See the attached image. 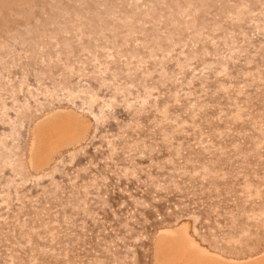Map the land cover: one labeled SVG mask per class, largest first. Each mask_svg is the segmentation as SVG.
<instances>
[{"label": "rangeland", "instance_id": "rangeland-1", "mask_svg": "<svg viewBox=\"0 0 264 264\" xmlns=\"http://www.w3.org/2000/svg\"><path fill=\"white\" fill-rule=\"evenodd\" d=\"M13 2L12 4H15L16 2H18L17 0H11V1H9V0H0V2H2V3H5V2ZM21 0H19V2H20ZM30 1H32V2H30ZM129 1V2H128ZM134 1V2H133ZM148 0H52V2L50 1V0H23V2L21 3V5L23 4L24 5V7H23V5L21 6L24 10H25V15H26V12H28V10H32V8L34 9V6L35 5H33V4H35L36 2H43V3H48V2H50V3H48L47 4V6H49V7H47V9L46 10H48V11H46V10H44V9H42L41 11H37V12H39V14H37V18H39L38 20H35V21H32L31 23H30V21H28V20H26L27 19V17H25V15H23V14H21L22 15V17H20V18H17V20H18V27L16 28L18 31H16V29H3V30H0V56H1V52H3L4 53V55H3V53H2V58H0V65L2 66V71H1V73H0V77H3V78H1V81H0V85H2V86H0V107L2 108H0V115L2 116H0V118L1 119H5L6 117H8V112H10V113H12V114H14L15 116H16V114L15 113H17V115H24V114H29V113H32L33 112V108H34V111H36L37 109H39L40 107H42V105H44L46 102H48L49 101V99L51 98V97H53L54 99H66V100H70L69 102H71V103H77V104H82L83 102V104H85L86 102L85 101H83V96H85V94H87L88 95V93H90L89 94V97H87V96H85V98L87 97L88 99V101L91 103H86V104H88L90 107H88L89 109L88 110H85V108L87 107V105H83V106H85V108L82 106V107H80V108H83L86 112L88 111L89 112V114L91 113V114H93V115H91L90 114V116L91 117H94L93 119H95V122H96V126H100L101 127V125H102V127L103 126H105L106 124H107V122L109 121H107V119H106V116H107V113H106V106L107 107H109V108H111V109H113V111L115 112V111H119V110H121V112H127V114L129 113V115L130 114H132L131 115V117L133 118L134 116H136V117H134V119H133V122H134V120H135V123H134V126H138L137 128L135 127V132H138V131H140V130H142L143 128V126H144V124L145 123H140L139 121H137V119L138 118H144L145 116H148V114H147V112H148V110L146 109V108H144L143 106H140V104H138V106L136 105V104H134L133 103V101H134V98L135 97H139V96H141V94H144V97H146V96H148V95H150V93L152 94V92H154V90H155V88L151 85V82L152 81H157V83L158 84H160L161 86H172L173 87V89H174V92L176 93V95L179 93V95L180 96H177L176 97V95H175V93L172 95V96H170L169 98L167 97V99H165L164 100V102H163V104H161V105H159V107L158 106H156V109L157 110H155L154 109V111L152 112V114L151 115H149L148 117H147V125L149 126V128H152V130H154V131H156V132H162V130L163 131H165V125H167L166 123L167 122H169V119H168V117H167V119H168V121H167V119H166V117H165V115H164V111L166 112L165 114L167 115L168 114V112L170 111L171 112V114H172V110L174 109V108H178V107H181V106H183L184 105V108L182 107V110L181 111H178L179 113H181V114H178V112H176L177 113V115H175L176 113H174V116H173V120H172V124H171V129H172V133H171V135H166L165 134V136H162L163 138H165L166 139V141H165V139H161V138H159V143H161V142H163V145H165V152L168 150V149H173V146L174 145H176V142H175V140L177 141V140H182V137H181V135H183L184 137H186V138H184L183 140H185L186 141V139H187V137H189L187 140H190L191 138H194V137H196V138H198V140H197V142L196 141H194L193 143H192V145H193V149H194V151L196 150V149H198V150H196V151H199L200 152V150L199 149H201V151L203 150V149H205L206 150V152H208V151H210L211 150V147H212V149H213V147L215 148V144H216V142H220V143H223L224 141H223V139H224V136H222V133H227V134H230V136H232V134L233 135H235L236 134V132H237V129H239V124H241L240 126H241V128L244 126L245 127V124L248 122V116L247 117H245V119L243 118V113L245 114V111H246V109H245V106H244V104H243V102L241 101H239L241 98H243V95H245L247 92V87L248 86H251V84H254L253 86H255L256 87V85L255 84H257V83H259L260 82V84H257L258 86L256 87V88H259V87H261L263 84H264V66H263V63L261 64V65H259V68L257 69L256 68V70H254L255 68H252V66L248 63V62H246L245 64H244V68L242 69V70H244V72L243 71H240V73H242V74H236V78L234 77L235 75H234V73L232 74V66H236V65H238V63H240L241 62V59H243L244 58V60H246V59H249L250 58V60H251V57L250 56H247L248 55V52L252 49V48H249V46L250 45H253V41H250V40H252V39H248V40H246V39H243L244 37L243 36H245L246 38H247V31L250 29V27H252V26H257L258 25V22H259V20L261 19V17L262 16H264L263 15V13H264V0H211V1H209V2H207L206 0H199V1H197L198 3H206L207 2V4H204L205 6H207L208 8L209 7H211V8H213V9H216V11H214V12H209V13H207L205 16H203L202 17V20H200V25H199V23L198 24H195V22L193 21V18H194V16H196L197 15V8H194V9H192V10H190L189 11V9H190V7L192 6L191 5V2L190 1H188V0H185V2H184V0H179V1H177V2H175V3H173L172 4V6L171 7H173L174 6V10H172L173 12H172V14L170 13V12H164L163 10V12L162 11H160L159 9H161V6H160V2H154V1H148ZM221 1V2H220ZM225 1V2H224ZM233 1H234V3H233ZM261 1V2H260ZM263 1V2H262ZM27 2H30L29 4L27 3ZM59 2V3H58ZM61 2V3H60ZM62 2H63V4H64V6L62 7ZM66 2V3H65ZM85 2H87L88 4L90 3V5H94L95 6V8H97V11H95V12H93V11H87V9H85L86 7H83V4H86ZM92 2H94V3H92ZM104 2V3H103ZM137 2V3H136ZM145 2V3H144ZM217 2V3H216ZM227 2V3H226ZM27 3V4H26ZM32 3V4H31ZM77 3V4H76ZM82 3V4H81ZM124 3V4H123ZM126 3V4H125ZM130 3V4H129ZM152 3H155V4H152ZM164 3V2H163ZM177 3V4H176ZM185 3V4H184ZM260 3V4H259ZM50 4V5H49ZM56 4H59V5H56ZM99 4H102V6H100ZM120 4V5H119ZM134 4V5H133ZM144 4V5H143ZM174 4H176V5H174ZM183 4V5H182ZM188 4V5H187ZM233 5V7H232V5ZM236 4V5H235ZM244 4V5H243ZM263 4V5H262ZM28 5V6H27ZM32 5V6H31ZM117 5H118V7H117ZM132 5V6H131ZM160 7H159V6ZM203 4H201V5H199L200 7L202 6ZM251 5V6H250ZM30 6V8H27V7H29ZM50 6H51V8H50ZM124 6V7H123ZM136 6V7H135ZM144 6V7H143ZM151 6H153V7H156L155 9H153ZM176 6V7H175ZM178 6V7H177ZM199 6H197L198 8H200ZM217 6V7H216ZM245 6V7H244ZM255 6V7H254ZM68 7H70V8H68ZM120 7V8H119ZM138 7V8H137ZM147 7V8H146ZM149 7V8H148ZM206 7V8H207ZM239 8V10L240 9H242V10H240V13H239V10H238V8ZM248 7V8H247ZM260 7V8H259ZM45 8V7H44ZM78 8V9H77ZM104 8V9H103ZM121 8H122V10H121ZM159 8V9H158ZM180 8V9H179ZM254 8V9H253ZM70 9V10H69ZM102 9V10H101ZM120 9V10H119ZM222 9V10H221ZM225 9V10H224ZM245 11H244V10ZM53 10V11H52ZM55 10V11H54ZM57 10H58V12H57ZM63 10V11H62ZM75 10V11H74ZM106 10V11H105ZM132 10H134V11H132ZM137 10V11H136ZM144 10V11H143ZM148 10V11H147ZM253 10V11H252ZM77 11H78V14H77ZM109 11V12H108ZM122 11H124V12H122ZM126 11V12H125ZM142 11H143V13H142ZM159 11V12H158ZM186 11V12H185ZM194 11H196L195 12V14H193L194 13ZM236 11V12H235ZM257 11V12H256ZM48 12H49V14H48ZM67 12V13H66ZM127 12H129V13H127ZM134 12V13H133ZM136 12H137V15H135L136 14ZM192 12V13H191ZM249 12V13H248ZM89 13V14H88ZM120 13V14H119ZM132 13V14H131ZM149 13V14H148ZM159 13V14H158ZM163 14V16H165L164 17V19H163V16L161 15V14ZM189 15H188V14ZM213 13V14H212ZM255 13V14H254ZM45 14H47V15H45ZM64 14H65V16H64ZM73 14V15H72ZM88 14V15H87ZM92 14V15H91ZM95 16H94V15ZM109 14V15H108ZM128 15V17H127V15ZM141 14H142V16H141ZM144 14V15H143ZM148 14V15H147ZM155 14V15H154ZM40 15V16H39ZM44 15V16H43ZM122 15H123V17H122ZM150 15V16H149ZM151 15H153V16H155V17H153V16H151ZM191 15V16H190ZM208 15V16H207ZM27 16V15H26ZM47 16H49V17H47ZM57 16V17H56ZM70 16V17H69ZM73 16V17H72ZM118 16H119V18H118ZM133 16V17H132ZM187 16V17H186ZM190 16V17H189ZM210 16V17H209ZM247 16V17H246ZM254 16V17H253ZM256 16V17H255ZM41 17V18H40ZM55 17V18H54ZM72 17V18H71ZM88 17V18H87ZM107 17V18H106ZM126 17V18H125ZM131 17V18H130ZM144 17V18H143ZM192 17V18H191ZM208 18V19H205V18ZM244 17H246V18H244ZM251 17L253 18L252 20H251ZM48 18V19H47ZM54 18V19H53ZM69 18V19H68ZM107 20H106V19ZM112 18V19H111ZM128 18V19H127ZM159 18V20H157ZM197 18V17H196ZM204 18V19H203ZM249 18V19H248ZM254 18H255V20H254ZM257 18V19H256ZM46 19H47V21H46ZM62 21H61V20ZM86 19V20H85ZM110 19V20H109ZM117 19V20H116ZM135 19H136V21H135ZM142 19V20H141ZM151 19H153V20H151ZM163 19V20H162ZM224 19V20H223ZM71 20V21H70ZM104 20H106V21H104ZM127 20V21H126ZM129 20V21H128ZM138 20H141V22H139ZM151 21V23H150V21ZM154 20H155V23H153L154 22ZM179 20V21H178ZM207 20V21H206ZM41 21V22H40ZM50 21V22H49ZM61 21V22H60ZM108 21V22H107ZM130 21H133V22H131L130 23ZM135 21V22H134ZM138 21V22H137ZM165 21V23H164V25H163V22ZM174 21H175V23H174ZM220 21V22H219ZM237 21V22H236ZM242 21H243V23H242ZM247 21V22H246ZM26 22V23H25ZM58 22V23H57ZM104 22H106V23H104ZM129 24H128V23ZM146 22H147V24H151V26H152V28H153V30H152V32H150L149 31V28H146V26H147V24H146ZM160 22H161V24H160ZM208 22V23H207ZM229 22V23H228ZM241 22V23H240ZM33 23H35L34 25H32ZM54 23V24H53ZM67 23V24H66ZM153 23V24H152ZM158 23V24H157ZM181 23H183V25H181ZM194 23V24H193ZM203 23H205L204 25H203ZM222 23V24H221ZM19 24H21L20 26H19ZM43 24V25H42ZM65 24V25H64ZM109 24V25H108ZM131 24V25H130ZM155 24V25H154ZM160 24V25H159ZM165 24H166V26H165ZM172 24V25H171ZM173 24H174V26H173ZM177 24V25H176ZM180 24V25H179ZM216 24V25H215ZM219 26H218V25ZM239 24V25H238ZM247 26H246V25ZM251 26H250V25ZM255 24V25H254ZM60 25H62L61 27H60ZM90 25V26H89ZM114 25V26H113ZM116 25H117V27H119L118 29H117V27H116ZM118 25H120V26H118ZM133 25V26H132ZM136 25V26H135ZM140 25H142L143 26V28H142V26H140ZM162 25V26H161ZM199 25V26H198ZM207 25H209L208 27H207ZM220 25H221V27H220ZM222 25H223V27H222ZM29 26H31V27H29ZM36 26V27H35ZM39 26H41L40 27V29H39ZM63 26H64V28H63ZM95 26H97V28L95 29L94 27ZM108 28H107V27ZM111 26H113V27H111ZM156 26H158V28L156 27ZM183 26H185V27H183ZM198 26V27H197ZM201 26V27H200ZM204 26V27H203ZM216 26V27H215ZM226 26V27H225ZM245 26V27H244ZM262 26H264V25H262ZM27 29H26V28ZM33 27H34V31H33ZM74 27V28H73ZM78 27V28H77ZM110 27V28H109ZM122 27H124L125 28V30H123V28ZM136 27V28H135ZM137 27H139V28H137ZM168 27H169V30H168ZM175 27V28H174ZM194 27V28H193ZM216 28V30L218 31V33H217V31L216 30H213V29H215ZM241 27V28H240ZM242 27H243V29H242ZM247 27V28H246ZM47 28V29H46ZM52 28V30H50ZM64 30H63V29ZM85 28H87V29H85ZM88 28H90V29H88ZM106 28H107V30H106ZM122 29V32H123V35H122V32H121V29ZM134 28H135V30H134ZM155 28V29H154ZM162 28V29H161ZM187 28V29H186ZM189 28V29H188ZM201 28H203V29H201ZM221 28V29H220ZM225 28V29H224ZM261 28V27H260ZM31 29V30H30ZM42 29V30H41ZM113 29V32L111 31ZM138 29V30H137ZM165 29V30H164ZM183 31H182V30ZM193 29V30H192ZM207 29V30H206ZM212 29V30H211ZM237 30V31H235V30ZM247 31H246V30ZM8 30V31H7ZM13 30V31H12ZM38 30H39V32H38ZM55 30V31H54ZM81 30H83V31H81ZM88 30V31H87ZM116 30V31H115ZM133 30V31H132ZM154 30L155 31H159V32H154ZM166 30H167V32H166ZM205 30V31H204ZM212 31V33H211V31ZM219 30H221V31H219ZM223 30V31H222ZM234 30V31H233ZM239 30H240V32H239ZM242 30H244V32H246V33H244ZM259 30V29H258ZM263 30H264V27H263ZM263 30H261L260 29V33H259V39H261L260 41H258V43L259 44H257L258 45V48L261 46V48L260 49H256V50H254L255 51V53H253L252 52V54L254 55V57L256 56L258 59L260 58V56H261V58H263V61H264V54H260V53H264V33H262L263 32ZM24 31V32H23ZM43 31V32H42ZM51 31V32H50ZM65 31V32H64ZM87 31V32H86ZM96 31H97V33H96ZM104 31H106V33L104 32ZM125 31V32H124ZM136 31V32H135ZM139 31V32H138ZM164 31V32H163ZM188 31V32H187ZM191 31V32H190ZM195 31V32H194ZM206 32V33H204V32ZM7 32H10V34L9 33H7ZM17 32L18 33H20V32H23V35L24 36H22V35H18L17 34ZM29 32L31 33V34H29ZM38 32V33H37ZM83 32H85L84 34H83ZM93 32V33H92ZM108 32H110V33H108ZM118 32H119V34H118ZM148 32V34H146ZM161 32V33H160ZM171 32V33H170ZM176 32V33H175ZM214 32V33H213ZM216 32V33H215ZM235 32H237V33H235ZM34 33V34H33ZM51 33V34H50ZM78 33V34H77ZM92 33V34H91ZM108 33V34H107ZM142 33V34H141ZM150 33V34H149ZM158 33H160V34H158ZM167 33V34H166ZM200 33V34H199ZM241 33H243V34H241ZM263 34V36H262V34ZM17 34V35H16ZM41 34V35H40ZM53 34V35H52ZM64 34V35H63ZM118 34V35H117ZM126 34V35H125ZM130 34H131V36H130ZM152 34H153V36H152ZM157 36H156V35ZM163 36H162V35ZM170 34H171V36H170ZM175 34H177V35H175ZM199 34V35H198ZM207 34V35H206ZM220 34H221V36H220ZM224 34H226V35H224ZM238 36H237V35ZM246 34V35H245ZM8 35V36H7ZM28 35V36H27ZM44 35V36H43ZM52 37H51V36ZM85 35V36H84ZM98 35V36H97ZM105 35V36H104ZM110 35H112V36H110ZM118 36V37H115V36ZM150 35V36H149ZM166 35V36H165ZM185 35V36H184ZM197 35V36H196ZM206 35V36H205ZM216 35L218 36V39H217V37H216ZM4 36V37H3ZM6 36V37H5ZM10 36V37H9ZM32 36V37H31ZM35 36V37H34ZM43 36V37H42ZM75 36L77 37V38H75ZM93 36V37H92ZM142 36V37H141ZM146 36V37H145ZM152 36V37H151ZM162 36V37H161ZM168 36V37H167ZM189 36V37H188ZM211 36H212V38H211ZM216 38H215V37ZM223 36V37H222ZM231 36V37H230ZM234 36H236V37H234ZM3 37V38H2ZM47 37V38H46ZM64 37V38H63ZM99 37V38H98ZM123 37V38H122ZM130 37V38H129ZM143 37H144V39H143ZM148 37H150V38H148ZM177 37V39H174V38H176ZM179 37V38H178ZM181 37H183L182 39H181ZM189 39H188V38ZM202 37H203V39H202ZM239 37H240V39H242V40H239ZM243 37V38H242ZM9 38V39H8ZM12 38V39H11ZM17 39V40H15V39ZM56 38V39H55ZM59 38H61V39H59ZM85 38V39H84ZM91 38L92 39H94V40H92L91 41ZM102 38V39H101ZM105 38V39H104ZM108 38V39H107ZM124 38H125V41H124ZM135 38H137V39H135ZM147 38V39H146ZM159 38H161V39H159ZM168 38H170V39H168ZM207 40H206V39ZM222 38V39H221ZM229 38H230V40H229ZM232 38V39H231ZM19 39V40H18ZM48 39H50V40H48ZM76 39V40H75ZM83 39V40H82ZM112 39V40H111ZM120 39H122V40H120ZM214 39V40H213ZM224 39V40H223ZM38 40V41H37ZM52 40V41H51ZM61 40V41H60ZM107 40V41H106ZM111 40V41H110ZM128 40V41H127ZM136 40V41H135ZM159 40H161V41H159ZM169 40H172V42L170 41V43H169ZM182 40V41H181ZM187 40V41H186ZM196 40V41H195ZM199 40V41H198ZM202 40V41H201ZM209 40V41H208ZM232 40H234V41H232ZM237 40H238V43H237ZM243 40H245V41H243ZM6 41H9V43H7ZM10 41L11 42H16V43H10ZM40 41V42H39ZM49 41V42H48ZM110 41V42H109ZM117 41V42H116ZM121 41H123V43L121 42ZM129 41H131V43L129 42ZM140 41V42H139ZM146 41V43H144ZM151 41H153V42H151ZM166 41H168V42H166ZM177 41V42H176ZM180 41V42H179ZM195 41V42H194ZM219 41V42H218ZM231 41V42H230ZM247 41V43H245ZM64 42H65V44H64ZM75 42V43H74ZM88 42V43H87ZM97 42H99L98 44H97ZM119 42H121V44H119ZM129 42V44L128 45H126L127 43ZM145 44H143V43ZM159 43V46H158V43ZM165 42H166V45H165ZM200 42V43H199ZM210 42H212V43H210ZM240 42V43H239ZM262 42V43H261ZM18 43H20V44H18ZM95 43V44H94ZM148 43H151V44H148ZM172 43V44H171ZM184 43H185V45H184ZM193 43V44H192ZM9 44H11L13 47H11V45H9ZM14 44H15V46H14ZM40 44H42L41 46V48H40V50H38L39 49V47H40ZM104 44V45H103ZM116 44V45H115ZM123 44L125 45V47L123 46ZM164 44V45H163ZM175 44V45H174ZM181 44V45H180ZM191 44V45H190ZM199 44H200V46H199ZM204 44H205V46H204ZM210 45L211 44V50L209 49L210 48V46H208V45ZM248 44V45H247ZM261 44V45H260ZM17 45V46H16ZM22 45V46H21ZM45 45V46H44ZM52 45V46H51ZM91 45V46H90ZM94 45V46H93ZM115 45V46H114ZM121 45V46H120ZM147 45H148V47H147ZM158 46L157 48H156V46ZM170 45H174V46H172V48H171V46ZM177 45V46H176ZM218 45V46H217ZM220 45L222 46L221 48H220ZM224 45V46H223ZM237 45L239 46V47H237ZM241 45V46H240ZM50 46H51V48H50ZM96 46V47H95ZM105 46V47H104ZM113 46H114V48L115 49H113ZM116 46H118V48L116 47ZM128 46V47H127ZM149 46H150V48H149ZM162 46V47H161ZM168 46V47H167ZM184 46V47H183ZM202 46H204L203 47V49H202ZM208 46V47H207ZM11 47V48H10ZM14 47H16L15 48V50L17 49V47H18V50H17V53L15 52V50H13L14 49ZM37 47H38V49H37ZM44 47H46V48H44ZM93 47V48H92ZM130 47H132V49H133V51H132V49L130 48ZM164 47V48H163ZM166 47V48H165ZM217 47V48H216ZM230 47V48H229ZM232 47V48H231ZM237 47V48H236ZM245 47H246V50H249V51H246L245 50ZM251 47V46H250ZM4 50H3V49ZM42 48H44V54L42 55V52H37V54L34 52V50L35 51H43V49ZM48 48V49H47ZM101 48H103V50H101ZM105 48V49H104ZM129 48V49H128ZM142 48V49H141ZM171 48V49H170ZM173 48H175V49H173ZM206 48V49H205ZM208 48V49H207ZM224 48V49H223ZM239 48H241V50L239 49ZM25 49V50H24ZM125 49V50H124ZM127 49V50H126ZM140 49V50H139ZM147 49H149V50H147ZM157 49H158V51H157ZM164 49V50H163ZM179 49V50H178ZM182 49V50H181ZM200 49V50H199ZM214 49H215V52H214ZM226 49H228V50H226ZM235 49H236V51H235ZM10 50V51H9ZM24 50V51H23ZM48 50V51H47ZM76 50V51H75ZM78 50H80V52L78 51ZM142 50H143V54H142ZM147 52H146V51ZM173 51V54H172V51ZM189 50V51H188ZM203 50H208V51H204L203 52ZM222 50H225V51H222ZM238 50V51H237ZM20 51H21V53H20ZM52 51V52H51ZM78 51V52H77ZM101 51V52H100ZM103 51V52H102ZM127 51V52H126ZM162 51H163V53H162ZM169 51V52H168ZM183 51H184V53H183ZM213 52V53H211V52ZM219 51H221L222 53H220ZM244 53H243V52ZM257 51V52H256ZM166 52V53H165ZM171 52V53H170ZM179 52V53H178ZM181 52V53H180ZM187 52V53H186ZM191 52H192V54H191ZM208 52V53H207ZM217 52V53H216ZM228 52V53H227ZM6 53V54H5ZM7 53H9L8 55H7ZM46 53H48V54H46ZM74 53V54H73ZM78 53H80V54H78ZM103 53V54H102ZM108 53H110V54H108ZM141 53V54H140ZM231 53V54H230ZM234 53V54H233ZM242 53V54H241ZM259 53V54H258ZM19 54H21V55H19ZM68 54V55H67ZM78 54V55H77ZM101 54V55H100ZM116 54V55H115ZM119 54V55H118ZM146 54H148V55H146ZM170 54V55H169ZM178 54H180V55H178ZM181 54H182V57H181ZM187 54V55H186ZM191 54V55H190ZM19 55V56H18ZM23 55V56H22ZM35 55V56H34ZM37 55V56H36ZM44 55H46V56H48L47 57V60H45L46 58L45 57H43ZM77 55V56H76ZM82 55H83V57H82ZM111 55V56H110ZM113 55V56H112ZM117 55H118V57H117ZM141 55H143V56H141ZM151 55H152V57H151ZM164 55V56H163ZM173 55V56H172ZM204 55V56H203ZM227 55V56H226ZM230 55V56H229ZM243 55V56H242ZM246 55V57H249V58H246V57H244ZM259 55V56H258ZM6 58H8L9 60H11L12 61V65L11 66H6L5 64H6V62L4 63L3 61H4V59H5V57ZM115 56V57H114ZM129 58H128V57ZM162 56V57H161ZM177 56V59L175 58ZM189 56V57H188ZM225 58H224V57ZM229 56V57H228ZM238 56H240V57H238ZM3 57H4V59H3ZM13 57V58H12ZM18 57V58H17ZM23 58V60H21L22 58ZM38 57V58H37ZM39 57L41 58H44L43 60H42V58L41 59H39ZM74 57H76V58H74ZM137 57V58H136ZM148 57V58H147ZM173 57H174V59H173ZM178 57H179V59H178ZM188 57V58H187ZM236 57V58H235ZM21 58V59H20ZM36 58L39 60L38 62H37V60H36ZM49 58V59H48ZM80 58V59H79ZM86 58V59H85ZM123 58V59H122ZM127 58V59H126ZM152 58H154V61H153V59ZM162 58V59H161ZM165 58H167L168 60H166ZM206 58V59H205ZM230 58H232V59H230ZM240 58V59H239ZM2 59V60H1ZM33 59H35V60H33ZM113 59V60H112ZM120 59V60H119ZM143 59V60H142ZM149 59H150V61H149ZM161 59V60H160ZM169 59H171V60H169ZM201 59H202V62H201ZM209 59V60H208ZM230 59V60H229ZM236 59V62H234V60ZM42 60V61H41ZM45 60V61H44ZM75 62H74V61ZM107 60H108V62H107ZM116 60V61H115ZM138 60V61H137ZM177 60V61H176ZM198 60H200L199 62H198ZM54 61V62H53ZM73 61V62H72ZM79 61V62H78ZM128 61V62H127ZM166 61H168V64L166 63ZM191 61V62H190ZM222 63H221V62ZM4 64H3V63ZM42 63V65H45L46 64V62H47V64L45 65V66H42V68H44L45 70L47 69V67H48V69L50 68V70H46V72L47 73H45V72H43V73H45L47 76H49L50 77V79H49V77H47L45 74H43V73H41L40 74V71L42 72L43 70H42V68H41V66H39V65H41V63ZM43 62H45V64L43 63ZM87 62V63H86ZM90 62V63H89ZM97 62V63H96ZM104 62H106V63H104ZM112 62V63H111ZM115 62V63H114ZM126 63V65H125V63ZM137 62V63H136ZM140 62V63H139ZM147 62V63H146ZM150 62V63H149ZM156 63V65H155V63ZM170 62V63H169ZM182 62V63H181ZM200 63V64H198V63ZM205 62V63H204ZM207 62V63H206ZM218 62V63H217ZM223 62L225 63V64H223ZM231 62V63H230ZM49 63V64H48ZM71 63V64H70ZM77 63H78V67L76 66L77 65ZM119 63V64H118ZM120 63H122V64H120ZM145 63V64H144ZM164 63H165V66L166 67H163L164 66ZM179 63V64H178ZM187 63V64H186ZM196 63V64H195ZM209 63V64H208ZM227 63V64H226ZM232 63H233V65H232ZM39 64V65H38ZM70 64V65H69ZM73 64V65H72ZM80 64H81V66H80ZM85 64V65H84ZM106 64H108V65H106ZM118 64V65H117ZM128 64H130V65H128ZM161 64H162V66H161ZM174 64H176V66L174 65ZM182 64V65H181ZM186 64V65H185ZM206 66H204V65ZM207 64V65H206ZM216 64H217V66H216ZM219 64L221 65V66H219ZM229 64H231V65H229ZM234 64H236V65H234ZM3 65H5L6 67H3ZM92 65V66H91ZM105 65V66H104ZM120 65H121V67H120ZM154 65L156 66L155 68H154ZM172 65V66H171ZM179 65H181L180 66V68H179ZM192 65V66H191ZM215 65V66H214ZM224 65H227V66H224ZM228 65H229V68H228ZM247 65H248V67H247ZM0 66V67H1ZM16 66V67H15ZM29 68H28V67ZM104 66V67H103ZM130 66V67H129ZM157 66H159V67H157ZM178 66V67H177ZM189 66H191V67H189ZM196 68H195V67ZM198 66V67H197ZM261 66H263L262 67V69H261ZM12 67H14V69H11ZM38 67H40V69L38 68ZM100 67H101V69H100ZM107 67V68H106ZM111 68V70H110V68ZM125 67V68H124ZM208 67V68H207ZM216 67V68H215ZM223 67V68H222ZM231 67V68H230ZM5 68V69H4ZM7 68H8V70H9V72H7L8 70H7ZM27 68V69H26ZM37 68L39 69V70H37ZM69 68V69H68ZM72 68V69H71ZM74 68V69H73ZM82 68V69H81ZM122 69L121 70V74H120V76H119V74L118 73H116V69ZM131 70H130V69ZM145 68V69H144ZM147 68H148V70H147ZM162 68V69H161ZM174 68V69H173ZM190 68V69H189ZM194 68V69H193ZM200 68H201V70H200ZM205 68V69H204ZM210 68V69H209ZM216 70H215V69ZM252 68V69H251ZM129 69V70H128ZM144 69V70H143ZM151 69V70H150ZM165 69V70H164ZM178 69H182V70H179L178 71ZM187 69H188V71H187ZM211 69H214V70H212V72L210 73V71H211ZM225 69V70H224ZM228 69V70H227ZM248 69V70H247ZM260 69V70H259ZM3 70H5V71H3ZM44 70V71H45ZM54 70H55V72H54ZM94 70V71H93ZM115 72L113 75H112V72L113 71ZM125 70V71H124ZM135 70L137 71V72H135ZM141 70V71H140ZM157 70V71H156ZM158 70H160V71H158ZM168 70V71H167ZM174 70V72H172V71ZM185 70H186V73H185ZM195 70H196V72H195ZM250 70H251V72H250ZM254 70V72H252ZM21 71V72H20ZM36 71V72H35ZM62 71V72H61ZM70 71H71V73H70ZM82 71V72H81ZM101 71V72H100ZM129 71V73H127ZM207 71H209V73L207 72ZM12 72H14L13 73V75H12ZM18 72H20V73H18ZM38 72V73H37ZM48 72H52V75L54 76V79H52V75L50 76L49 74H51V73H48ZM72 72H74L75 73V76H77V79H75V76L73 77V73ZM88 72H89V74H88ZM147 72H151V73H153V74H151V73H149V75H147L148 73ZM156 72H157V74H156ZM159 72V73H158ZM165 72H166V74H165ZM187 72H189V73H187ZM203 72H205V73H203ZM226 74H225V73ZM2 73H4V74H2ZM28 73H29V75H28ZM123 73H124V75H123ZM138 73V74H137ZM163 73V74H162ZM175 75H174V74ZM224 73V74H223ZM231 75H230V74ZM251 73L253 74V75H251ZM258 73V74H257ZM7 74V75H6ZM27 74V75H26ZM38 74V75H37ZM43 74V75H42ZM127 74V75H126ZM141 74V75H140ZM142 74H145V75H142ZM177 74V75H176ZM181 74V75H180ZM183 74V75H182ZM187 74V75H186ZM198 74H200V77H199V75ZM216 74V75H215ZM219 74V75H218ZM223 74V75H222ZM245 74H248V75H245ZM256 74V75H255ZM4 75V76H3ZM19 75V76H18ZM163 75V77H161ZM166 75H167V77H166ZM171 75V76H170ZM188 75H189V77H188ZM191 75H193V76H191ZM196 75V76H195ZM198 75V76H197ZM204 75L206 76V77H204ZM209 75H211V76H209ZM222 77H221V76ZM228 75V76H227ZM8 76H11V77H8ZM18 76V77H17ZM23 76H25V78L23 77ZM28 76V77H27ZM37 76V77H36ZM69 76V77H68ZM73 78H72V77ZM115 76H116V78H115ZM146 76V77H145ZM165 76V77H164ZM185 76V77H184ZM215 76V77H214ZM250 76V77H249ZM259 76V77H258ZM5 77H7V79H5ZM13 77H14V79H13ZM49 79H47V78ZM112 77V78H111ZM125 77H127L126 79L127 80H124L125 79ZM138 77H140V78H138ZM169 77V78H168ZM172 77V78H171ZM174 77V78H173ZM176 77H178V78H176ZM211 77L213 78V79H211ZM226 77H228V78H226ZM230 77V78H229ZM254 77V78H253ZM255 77H257V78H255ZM25 79V80H23V79ZM55 78L57 79L56 80V84H55ZM70 78H72L71 80H70ZM91 78V79H90ZM96 78V79H95ZM114 78H115V80H114ZM180 78H182L183 79V83L181 82V80L182 79H180ZM187 78V79H186ZM200 78V79H199ZM202 78H205L206 80H204V79H202ZM208 78V79H207ZM217 78V79H216ZM234 78H235V82L233 83V80H234ZM240 78V79H239ZM246 78H247V80H246ZM250 78V79H249ZM6 81H5V80ZM9 79H11L10 81H9ZM13 79V80H12ZM16 79V80H15ZM17 79H19V81L17 80ZM73 79H75L76 80V82H77V86L75 85V81L73 80ZM109 79V80H108ZM146 79V80H145ZM151 79V80H150ZM167 79V80H166ZM197 79V80H196ZM221 79V80H220ZM226 79V83L224 82V84H223V81ZM229 79V80H228ZM230 79H231V81H232V83H231V81H230ZM254 79V80H253ZM3 80V81H2ZM15 80V81H14ZM53 81V83H52V81ZM72 80H73V82H72ZM116 80H118L117 81V83H115L116 82ZM130 80V81H129ZM143 80V81H142ZM162 80V81H161ZM166 82H165V81ZM190 80H192V81H190ZM210 80H212V81H210ZM227 80H228V82H227ZM241 80H242V82H241ZM245 80V81H244ZM252 80H253V82H252ZM260 80V81H259ZM5 81V82H4ZM24 81H25V83H24ZM27 81V82H26ZM30 82V85H29V82ZM70 81L72 82V83H74V84H72V83H70ZM80 81V82H79ZM96 81V82H95ZM106 81V82H105ZM165 83H164V82ZM198 81H200V82H198ZM218 81V83H216V82ZM220 81V82H219ZM262 81H263V83H262ZM2 82V83H1ZM9 82H12V83H9ZM21 82H23V83H21ZM34 82V83H33ZM36 82H37V84L39 83V85H37L36 84ZM112 82V83H111ZM149 82V83H148ZM181 82V83H180ZM188 82H189V84H188ZM195 82V83H194ZM197 82V83H196ZM207 82V84L205 85V83ZM239 84H238V83ZM241 82V83H240ZM245 82H246V84H245ZM252 82V83H251ZM6 83V84H5ZM16 84L15 86H13L14 84ZM31 83H33V84H31ZM50 85H49V84ZM125 83V84H124ZM128 83V84H127ZM134 83V84H133ZM135 83H136V85H135ZM163 83V84H162ZM172 83V84H171ZM191 83V84H190ZM204 83V84H203ZM212 83V86L214 87L215 85L214 84H216V87H214V89H212L211 90V93H210V95L209 94H206L205 93V91L204 90H206V89H208V87L207 86H210V84ZM231 83V84H230ZM6 86H5V85ZM10 84H13V85H10ZM25 84V85H24ZM35 84H36V86H35ZM57 84H59V86L57 85ZM69 84H71V86H70V89H76V90H78V92L77 91H74V93H75V96L72 94V91L71 90H69ZM88 84H89V87H88ZM98 84V85H97ZM114 84V85H113ZM145 84V85H144ZM166 84V85H165ZM177 84V85H176ZM183 84H184V86H183ZM187 84V85H186ZM195 84H196V86L197 87H195ZM221 84H223L222 85V87H221ZM242 84H245V86H247V87H245L244 85L242 86ZM5 87H4V86ZM19 85V86H18ZM28 85V87H26ZM49 85V86H48ZM54 85H56L57 86V88H56V86H54ZM72 85H74V87H76V88H73V86ZM120 86V88H118L119 86ZM127 85V86H126ZM135 85V86H134ZM138 85V86H137ZM218 85V86H217ZM226 85V86H225ZM237 85H239V87H237ZM260 85V86H259ZM8 86H10V87H8ZM12 86V87H11ZM17 86V87H16ZM38 86V87H37ZM63 86V87H62ZM117 86V87H116ZM141 86V87H140ZM143 86H145V87H143ZM149 88H148V87ZM202 86H203V88H202ZM228 86V87H227ZM231 86V87H230ZM2 87H4L5 89H3V91H5L6 93H4L1 89H2ZM15 87V88H14ZM21 87V88H20ZM48 87H50V88H48ZM60 87V88H59ZM72 87V88H71ZM86 87H88L89 89H90V87H91V89L89 90L88 88H86ZM136 87V88H135ZM179 87V88H178ZM190 87V88H189ZM198 87H199V89H198ZM226 87V88H225ZM241 87V88H240ZM246 89H245V88ZM12 88V89H11ZM14 88V89H13ZM34 88V89H33ZM37 88V89H36ZM40 88H41V90H40ZM51 88H53V90L51 89ZM56 88V90H57V92L54 90ZM81 88V89H80ZM113 88V89H112ZM124 88V89H123ZM140 88H141V90H140ZM178 88V89H177ZM183 88H185V89H183ZM195 88V89H194ZM216 88V89H215ZM219 90H218V89ZM227 88H229V89H227ZM17 89H19V90H17ZM28 89V90H27ZM31 89H32V91H31ZM49 89H51V90H49ZM60 89V90H59ZM68 89V90H67ZM86 89L89 91V92H87L86 91ZM138 90V92H137V90ZM144 89V90H143ZM145 89H147V90H145ZM15 92H14V91ZM35 90H37L38 92H42V93H38L37 91H35ZM98 90V91H97ZM178 91V92H176V91ZM182 90V91H181ZM198 90V91H197ZM217 91V92H215V91ZM227 90V91H226ZM232 90H234V91H232ZM236 90H238V91H236ZM241 90V91H240ZM12 92V94L10 93V92ZM25 91H27L28 93H25ZM30 91H31V93L33 94V96H32V94L30 93ZM33 91H34V93H33ZM45 91V92H44ZM52 91V92H51ZM53 91L54 92H56L55 94L53 93ZM59 91V92H58ZM70 91V92H69ZM119 91H120V94H119ZM151 91V92H150ZM14 92V93H13ZM20 92V93H19ZM87 92V93H86ZM111 92H113V93H111ZM195 92H197V93H195ZM203 94H202V93ZM4 93V94H3ZM37 93V94H36ZM43 93H45V94H43ZM99 93V94H98ZM104 94V93H108V99L106 100V99H104V97L102 96V98L101 97H99L100 96V94ZM126 95H125V94ZM181 93V94H180ZM184 93V94H183ZM186 93V94H185ZM193 95H192V94ZM201 93V94H200ZM205 93V94H204ZM222 93H223V96L224 95H226V93H233L232 94V96L231 97H229V94H227V96L229 97V98H227V96H226V100H227V104L225 105V104H223V103H221V98H220V101H215V97H216V95L217 96H222ZM225 93V94H224ZM237 93V94H236ZM16 94V95H15ZM41 94V95H40ZM43 94V95H42ZM50 94H53L54 96H51ZM61 95V98L60 97H58L59 95ZM119 94V95H118ZM124 94V95H123ZM188 94V95H187ZM195 94V95H194ZM198 94H199V96H201V97H197L198 96ZM242 94V95H241ZM8 96L9 95V97H5V96ZM13 95L15 96V97H13ZM26 95H29V96H26ZM34 95H36V96H34ZM63 95V96H62ZM77 95V96H76ZM92 95V96H91ZM99 95V96H98ZM175 95V96H174ZM182 95V96H181ZM212 95H214V96H212ZM4 96V97H3ZM18 96H20V97H18ZM24 96V97H23ZM49 97L50 96V98L48 99L47 97ZM116 98H115V97ZM186 96V97H185ZM26 97V98H25ZM35 97L37 98L38 97V99H35ZM43 97V98H42ZM44 97H46V98H44ZM119 97V98H118ZM129 99H128V98ZM171 97H173V99H171ZM178 97L180 98V99H178ZM205 97H207L206 99H207V101L206 100H204L205 102H204V104H203V101H202V99L203 98H205ZM240 97V99H238ZM13 98V99H12ZM15 98H17V99H15ZM29 98H31V99H29ZM35 100H34V99ZM94 98V99H93ZM121 98V99H120ZM123 98V99H122ZM148 98V97H147ZM190 100H189V99ZM208 98H209V100H208ZM214 98V99H213ZM232 98V99H231ZM10 99L11 100H14L13 102H12V105H15V106H11L10 107V104H11V102H10ZM20 99H22V100H20ZM47 99H48V101H47ZM52 99V98H51ZM93 99V100H92ZM101 99V100H100ZM114 99H115V101H114ZM116 99H118V100H116ZM175 99H178L177 101H179V102H177ZM186 99H188V100H186ZM211 99H212V101H211ZM229 99H230V101H229ZM238 99V100H237ZM3 100V101H2ZM9 100V101H8ZM19 100V101H18ZM38 100V101H37ZM73 100V101H72ZM77 100H78V102H77ZM86 100V99H85ZM92 100V101H91ZM98 100V101H97ZM130 100V101H129ZM169 100V101H168ZM4 101H6V102H4ZM29 101H31V102H29ZM33 101V102H32ZM46 101V102H45ZM79 101H81V102H79ZM119 101V102H118ZM126 101H128V102H126ZM167 101V102H166ZM175 101V102H174ZM185 101H188V102H185ZM209 101H211V102H209ZM215 101V102H214ZM230 103H229V102ZM2 102V103H1ZM4 102V103H3ZM8 102V104H6ZM16 102H17V104H16ZM20 102V103H19ZM43 102H44V104H43ZM125 102H126V104H125ZM131 102V103H130ZM181 102V103H180ZM207 102V103H206ZM238 102H240V104L238 103ZM19 103V104H18ZM22 103V104H21ZM27 103H28V107H26L27 106ZM41 103V104H40ZM102 103V104H101ZM112 103V104H111ZM121 103V104H120ZM136 103V102H135ZM171 103V104H170ZM179 103V104H178ZM183 103V105H180V104H182ZM185 103V104H184ZM2 104V105H1ZM21 104V105H20ZM33 106H31V105ZM40 104V105H39ZM116 104H118V105H116ZM129 104V105H128ZM209 104V105H208ZM243 104V105H242ZM17 105V106H16ZM95 105H96V107H95ZM130 105H131V107H130ZM165 105H166V107H165ZM170 105V106H169ZM180 105V106H179ZM208 105V106H207ZM223 106V108H222V106ZM230 105V106H229ZM19 106V107H18ZM134 106V107H133ZM177 106V107H176ZM186 106V107H185ZM212 107V109L210 108V107ZM221 106V107H220ZM229 106V107H228ZM239 106V107H238ZM5 107V108H4ZM18 107V108H17ZM39 107V108H38ZM92 107V108H91ZM116 107V108H115ZM192 107V108H191ZM219 107L221 108V109H219ZM225 107V108H224ZM233 107V108H232ZM237 107V108H236ZM5 110H4V109ZM11 109V111H10V109L9 110H7V109ZM30 108L32 109V110H30ZM91 108V109H90ZM163 108V110H160V109H162ZM169 108V109H168ZM172 108V109H171ZM208 108V109H207ZM242 108V109H241ZM27 109V110H26ZM36 109V110H35ZM87 109V108H86ZM105 109V110H104ZM131 109V110H130ZM169 111H168V110ZM206 109V111H204ZM222 109H223V111H222ZM225 109V110H224ZM229 109V110H228ZM231 109V110H230ZM235 111H234V110ZM244 109V110H243ZM1 110H4L3 112L1 111ZM13 110V111H12ZM15 110V111H14ZM29 110V111H28ZM90 110V111H89ZM93 110V111H92ZM94 110H98V111H94ZM123 110V111H122ZM130 110V111H129ZM133 110V111H132ZM187 110V111H186ZM221 110V111H220ZM228 110V111H227ZM8 111V112H7ZM17 111H19V112H17ZM134 113H132V112ZM147 111V112H146ZM162 111H163V113H162ZM186 111V112H185ZM196 111V112H195ZM200 111V112H199ZM227 111V112H226ZM240 111V112H239ZM244 111V112H243ZM8 113V114H5V116L3 115L4 113ZM93 112V113H92ZM101 112V113H100ZM183 112V113H182ZM199 112V113H198ZM236 112V113H235ZM2 113V114H1ZM19 113V114H18ZM195 113V114H194ZM234 113V114H233ZM241 113V114H240ZM96 114V115H95ZM100 114V115H99ZM147 114V115H146ZM156 116H155V115ZM184 114V115H183ZM186 114H188V115H186ZM198 114H199V116H198ZM205 114V115H204ZM237 114H239V117H238V115ZM99 115V116H98ZM191 115H193V116H191ZM201 115V116H200ZM228 117H227V116ZM235 115V116H234ZM245 115H247V113L245 114ZM158 116V117H157ZM177 116H179V117H177ZM189 116V117H188ZM232 118H231V117ZM181 117V118H180ZM186 117V118H185ZM192 117V118H191ZM203 118V121H202V119L201 118ZM210 117V118H209ZM221 117H223V118H221ZM229 117H230V119H229ZM146 118V117H145ZM194 119V120H192L191 121V119ZM197 118H200V122L202 121V123H200L199 122V119L197 120ZM101 119V120H100ZM104 119H106V120H104ZM159 119H161V120H159ZM178 121H177V120ZM189 119V120H188ZM211 119V120H210ZM224 119V120H223ZM196 120V121H195ZM207 120V121H206ZM231 120H232V122H231ZM236 120V121H235ZM102 121V122H101ZM160 121H161V125L159 124L160 123ZM163 121H165L164 123L165 124H163ZM182 121V122H181ZM193 121H194V123H195V125H192V124H194L193 123ZM205 121V122H204ZM228 121V122H227ZM240 121V122H239ZM244 121V122H243ZM245 121H246V123H245ZM155 122V123H154ZM175 122V123H174ZM191 124H190V123ZM196 122H199V124L198 123H196ZM239 122V123H238ZM243 122V123H242ZM103 123H106L105 125L103 124ZM137 123V124H136ZM154 123V124H153ZM209 124V125H211L210 127H211V131H209V132H207V134L208 135H210V136H207V134L206 135H203V134H205L204 133V130L206 129V127H207V125H205V127H204V125L203 124ZM237 123H238V125H237ZM245 123V124H244ZM133 124V123H132ZM190 124V125H189ZM196 124H198V125H196ZM200 124H202L201 126H203V128L202 127H200ZM235 124H236V126H235ZM179 125V126H178ZM155 126V127H154ZM176 126V127H175ZM192 126V127H191ZM195 126V127H194ZM196 126H198V128L196 127ZM233 126V127H232ZM232 127V128H231ZM238 127V128H237ZM131 128L133 129V127L131 126ZM160 128H163V129H161V131H159L160 130ZM181 128H183L182 130H183V132H184V130H186V129H189V130H186L185 131V133H183L182 132V130H181ZM200 128H202V129H204V130H201L200 131ZM259 128V129H258ZM191 129H193L192 131H191ZM134 130H132V131H134ZM198 130V131H197ZM256 131V133H255V138H257L256 140H255V142H256V150H254V151H252V152H254V154L256 155V156H258V159L257 160H259L258 162L259 163H257V165L256 166H254L255 167V169L258 167V165L259 164H262V163H264V145H260V144H262V143H264L263 142V138H264V127H262L261 126V124H259V126H257L256 127V129H255ZM259 131H260V133H259ZM189 132H191V135H190V133ZM198 132H200V133H198ZM213 132V133H212ZM258 132V133H257ZM100 133H101V131H100ZM214 134V136L212 135V134ZM103 135H101L100 134V138L98 139V140H100V143H99V141L98 142H96V143H99V145H101V147H103V149H104V153L100 156V158H99V161H100V163H101V165L103 166V167H107V169L109 168V165H111V163H113L114 161H115V158H110L109 160H108V157H111V155L112 156H115L116 154L114 153L116 150H117V148H115L116 147V144H114L115 142L113 141V138L111 137V136H108V134L106 133H102ZM176 134V135H175ZM180 134V135H179ZM195 134V135H194ZM198 134V135H197ZM218 134V135H217ZM173 135H175V136H173ZM179 135V136H178ZM186 135H189V136H186ZM197 135V136H196ZM1 136V138H2V140H1V138H0V145H4V146H0L1 148H0V153L2 154H0L1 156H0V159L2 158L3 159V161H2V159L0 160V186H3L4 185V181L6 180V181H8L9 183H8V185L6 184V186H5V190L3 189V188H1V190H0V204H2V202L4 203V204H2V205H0L2 208H0L1 210L0 211H2V212H0V227H2V231H1V229H0V236H3V238L5 237V238H10V236L13 234V230H14V228H16L17 227V224H16V218L17 217H19V216H21V213L19 214L18 212H20L21 210L19 209L18 210V208H23L24 206L26 207H31V206H33V207H31V208H33V209H36V208H38V209H36V210H33V209H31L34 213V215H37V217L39 218V220L43 223H40V225L42 224V226H41V228L42 227H44V228H42V234L43 233H45V234H47L46 235V237H45V246L48 244L49 246H48V249L50 248V249H52V250H54V252H55V255L53 256V258H55L56 259V262H58L59 260L61 261L62 260V262H66L67 261V258H66V255H63L62 253H64L63 251H66L65 249L63 250L62 249V246H64V244H63V242H64V240H65V238L67 239V237H65V235H66V233L61 229V228H59V226H57L56 225V223L55 222H52L53 220L52 219H45V213H47V212H51V209L49 208V205L48 204H46L47 206H46V208H44L45 207V200H41L39 197H40V193H37V195L35 196L34 194H26V195H24V197H23V195H21V193H24L25 191V189H26V183L25 182H28L29 181V183H27V185L28 184H30V180L31 179H28L27 180V178L26 179H22V178H24V177H22V175H20V174H17V172L18 173H20L19 171H18V169H15V168H17V163H15V168L14 169H12L13 168V166H12V168L10 167L11 165H14V164H11V163H13V161L14 162H16V160H13V159H15L16 158V156L20 153V152H18L17 150V152H18V154H16V156H14V150H13V154L10 152V151H7L6 149H9L10 150V147L11 146H13V143H10V142H8V139H6V136H5V140H4V136L3 135H0ZM103 136H105V137H103ZM169 136V137H168ZM172 136V137H171ZM178 138H177V137ZM199 136V137H198ZM202 136H205V137H202ZM261 136V137H260ZM206 137H207V139H206ZM260 137V138H259ZM172 138V139H171ZM175 138H177V139H175ZM209 138V139H208ZM215 138V139H214ZM207 141H206V140ZM214 140V143H213V140ZM220 139V140H219ZM259 139V142L257 141ZM263 139V140H262ZM169 140V142H168V145L170 146V147H168V145H166L167 144V141ZM205 140V141H204ZM209 140H211L210 142H209ZM3 141V142H2ZM102 141V142H101ZM106 141V142H105ZM111 141V143H109ZM262 141V142H261ZM2 142V143H1ZM114 142V143H113ZM166 142V143H165ZM200 142V143H199ZM207 142H208V144H207ZM6 143L8 144V146L6 145ZM105 143V144H104ZM109 143V144H108ZM174 143V145H172ZM202 143V144H201ZM210 143V144H209ZM258 143V144H257ZM114 144V145H113ZM171 144V145H170ZM213 144V146H211ZM98 144L96 145V147H98L99 146ZM110 145V146H109ZM112 145H113V147H112ZM197 145V146H196ZM208 145V147H206V146ZM259 145V146H258ZM115 146V147H114ZM3 147V148H2ZM6 147V148H5ZM166 147H168V148H166ZM210 147V148H209ZM220 147V148H219ZM227 147L228 146H225V144L224 145H222V144H220V145H218V147H217V156L218 157H220V156H222L226 151H227ZM262 147V148H261ZM108 150H107V149ZM145 148H147V147H145ZM145 148H143V152L141 153V154H139L138 153V156H139V158L141 159L140 161H143V159L145 160V158L146 157H149V151L147 150V149H145ZM209 148V149H208ZM223 148V149H222ZM261 148V149H260ZM12 149V148H11ZM14 149V148H13ZM95 149H97V148H95ZM145 149V150H144ZM208 149V150H207ZM220 149V150H219ZM222 149V150H221ZM260 149V151H262L261 152V154L263 155V156H261V154L259 153V150ZM6 152H5V151ZM107 150V151H106ZM114 151V152H113ZM147 151V152H146ZM16 152V153H17ZM145 152V153H144ZM12 155H11V154ZM110 153V154H109ZM147 153V154H146ZM157 154H159L160 153V150H159V148L157 149V152H156ZM7 154V155H6ZM9 154V155H8ZM107 154H108V156H107ZM115 154V155H114ZM148 155V156H147ZM166 155H168V153L166 154ZM172 155V154H171ZM3 156V157H2ZM11 156H14L13 158L11 157ZM11 159H10V158ZM144 157V158H143ZM168 157H170V156H168ZM260 157H261V159H260ZM107 158V159H106ZM8 159H10L11 160V162L8 160ZM148 159V158H147ZM168 158H166V156H165V158H163V161L166 163V160H167ZM256 159V158H255ZM4 160H6L5 161V163H8L7 165L6 164H4ZM13 160V161H12ZM111 160V161H110ZM112 160H113V162H112ZM132 161V162H131ZM131 161H128L127 162V165L126 166H124V169H121L120 171H118L119 173H117V177L119 178V176L120 177H124V178H122V179H120V180H118V184H120V182L123 180V182H126L127 180V182H130L131 181V178L134 180L136 177H137V175H138V170H139V164L140 163H136V161H135V164H134V160H131ZM162 161V162H163ZM1 162H3L2 163V165H1ZM109 162H111V163H109ZM164 162L162 163V164H164ZM167 162H168V160H167ZM131 163H133V164H131ZM9 164H11L10 166H8ZM104 164V165H103ZM129 164V165H128ZM198 164H200V163H198ZM7 167H6V166ZM84 165L85 166H83L82 168L83 169H87V168H89L90 167V165H86V163H84ZM201 165V164H200ZM200 165H198V166H195L193 169H192V171L193 172H191V180H194V181H198L197 182V185L198 186H205V184L207 185L208 183H207V181H209V179H210V177L208 178V172H207V169L205 168V166H204V169H203V166H200ZM1 166H2V168H1ZM89 166V167H88ZM165 166V165H164ZM4 167H6L5 168V170H4ZM8 167L10 168L9 170H8ZM126 167V168H125ZM133 167V168H132ZM138 168V169H135L134 170V168ZM198 169H197V168ZM91 169H95L94 167H90ZM4 170V172H1V171H3ZM12 169V170H11ZM131 169V170H130ZM157 169H161V168H157ZM197 169V170H196ZM200 169V170H199ZM254 169V171L253 172H255V173H253L252 174V172H248V171H240V173L236 176V179H235V176L233 177V179L231 178V180H230V182H231V184L234 186V184L237 182L238 183V185H236L235 184V186H234V191H232V192H234V194L233 193H231V194H233V199L235 198V199H237L238 198V201H240L241 203L239 204L240 205V207H239V209H242V210H240V211H242V212H239V209L237 208V210H238V212L239 213H237V210L236 209H233V208H231V206H229L228 205V208H226L224 211V213H225V215L223 214V213H219V212H221V204H223L224 202H222L221 201V191H220V189H218V190H216V191H214L212 194H215V195H213V196H211V198L213 199V201L211 202V205H206L205 206V203L204 202H201V200L199 199L200 197H197V196H195L193 193H191V192H188L187 191V189H186V187H184V186H182V184L181 183H179L178 184V182H176L175 184H174V187L173 188H175L174 190H173V188H172V190L174 191V194H173V191H171V193H169V192H166V191H168V190H166L165 191V196L164 195H162V196H159L158 194V196H157V198H155V200L153 201L154 202V204H158V203H160V202H163V203H167V204H165V210H164V212L163 213H165L166 215H168L167 217H166V215H163V217L165 216L166 217V219L168 218V219H170V218H173V217H177V219L178 218H180V216L182 217V218H184L183 216H182V214H185V216L187 217V213L188 214H192V215H195V216H192L191 214L189 215V217L193 220V222L195 223L196 222V224H193L194 226H195V228L197 229V227H198V225L200 226V227H198V230H197V232L199 233V236L202 238L203 237V235H204V233L206 234V235H204V237L202 238V240H205L204 238H206V236L207 237H209V238H206V240H207V242L208 243H210L209 241H211V242H214L213 244L212 243H210V246H212L213 245V247L214 248H217V249H219V250H221L220 248H223L222 250L224 251V249L225 248H227V250H228V247H229V245H230V247L231 246H233V247H231L229 250H230V252H232V253H236V256H238V255H242V253H244L245 251H246V247L248 248V246L250 247V248H248V250H251V249H254V245H256V244H259V243H261V241H262V239H264V176H261L260 175V171H258L257 169V171ZM9 171V174H8V172L7 171ZM17 170V171H16ZM129 170V171H128ZM199 170V171H198ZM204 170V171H203ZM124 171V172H123ZM127 171V172H126ZM250 171H252V170H250ZM5 172H7L6 174H5ZM10 172H12V173H10ZM131 172H133V173H131ZM136 172V173H135ZM203 172V173H202ZM127 173V174H126ZM129 173V174H128ZM202 173V174H201ZM219 174H217V176L214 174L213 175V180H214V177H217V178H215L216 180H222L221 179V177H222V174H221V171H219L218 172ZM242 173V174H241ZM256 173H258V174H256ZM11 174V175H10ZM17 174V175H16ZM159 174V173H158ZM193 174H194V176H193ZM196 174V175H195ZM200 174H201V176H200ZM255 174V175H254ZM6 176L7 177V175H10L9 177H13L12 178V180L14 181H12L11 180V178H9L8 180H7V178L5 179L4 178V176ZM130 175V176H129ZM219 175H221V177L219 176ZM254 178H252L251 176ZM255 177H254V176ZM20 176V177H19ZM128 176V177H127ZM134 176V177H133ZM204 176V177H203ZM207 176V177H206ZM257 176V177H256ZM17 177H19V178H17ZM22 177V178H21ZM52 178H53V174H52V176H51ZM195 177H197V178H195ZM4 178V179H3ZM21 178V179H20ZM128 178V179H127ZM199 178V179H198ZM205 178V179H204ZM158 179V178H157ZM196 179V180H195ZM224 179H225V177H224ZM243 179V180H242ZM10 180H11V182H10ZM15 180H17V181H21L20 182V184H19V188L20 189H18V183L19 182H16ZM24 180H27V181H25V182H23ZM102 181H100L101 183H102V186H103V188H102V190H104V188H105V190L104 191H98V193L101 195L102 194V192H103V195L100 197L99 196V194L98 193H95L94 195L92 194L93 192H90L89 191V193H90V195H89V193L87 192L86 194L84 193L82 196H81V199L83 200H81V203L80 204H82L81 205V207H80V205H79V207H80V212H82V213H84V214H86L87 213V211L89 212V213H91V214H89V213H87L88 215L87 216H89V217H84V218H86L85 219V222L87 221V219L88 218H90L89 220H91V221H93L94 223H93V226H97V224L99 223L98 222V220L97 219H95V217L97 218V216H98V214H97V212L96 211H98V209L95 211H93V212H91V211H89L90 209H89V202H91L94 206H97V205H99V202H101V201H103V202H105L106 200L105 199H108V196H109V191L111 190L110 188H109V184H108V186H106L105 184H107L109 181H106V180H103V179H101ZM200 180V181H199ZM202 180V181H201ZM206 182H205V181ZM219 180V181H220ZM252 180H253V182H252ZM104 181H106V182H104ZM120 181V182H119ZM239 181V182H238ZM250 181V182H249ZM259 181V182H258ZM126 182V183H127ZM214 182V181H213ZM12 183V184H11ZM14 183H16V185H13ZM22 183H24L25 185H23ZM99 183V182H98ZM254 183H256V184H254ZM21 184H22V186H21ZM251 184V185H250ZM57 185V183H55L54 184V186H56ZM12 186H17V187H15V190H14V188L12 187ZM25 186V189H23L22 187H24ZM178 186V187H177ZM232 186V187H233ZM8 187V188H7ZM130 187V186H129ZM180 187H182L181 188V190L179 189ZM239 187V188H238ZM17 188V189H16ZM22 188V189H21ZM110 190H109V189ZM147 188V187H146ZM235 188H237V189H235ZM241 188V189H240ZM249 188V189H248ZM108 189V190H107ZM143 190H141V187L140 188H136V190L133 192V190L132 191H130L131 193H135V194H137L138 196H140V199H139V197L137 196H135L134 197V195L135 194H132L131 195V193H130V195L127 193V197H128V199L129 200H131L130 201V203H132L133 204V209H134V211H137L138 209H140L141 211H143V213H142V215H144V212L145 211H148L150 208H151V205H150V202H148L147 200H145V198H146V192H144V191H146V189L143 187L142 188ZM179 191H178V190ZM186 189V190H185ZM240 189V190H239ZM243 189V190H242ZM3 190V191H2ZM11 190V191H10ZM24 192H23V191ZM204 190L207 192V194H209V192H210V190L211 189H207V188H204ZM242 190V191H241ZM5 191V192H4ZM12 191H14V192H12ZM17 193H16V192ZM19 191V192H18ZM22 191V192H21ZM45 191V190H44ZM184 191V192H183ZM252 191V192H251ZM47 191H45V193H46ZM50 192V191H49ZM48 192V193H49ZM107 192V193H106ZM137 192H139V193H143L144 195H145V197L143 196V194H140L139 195V193H137ZM181 192V193H180ZM1 193H3V194H1ZM8 193V197L9 198H7V199H12L11 201H9V200H7L6 198H5V196L6 195H4V194H7ZM19 193V194H18ZM168 193L170 194L169 196H168ZM177 193H178V196H180L179 198H178V196H177ZM183 193H185V195L183 194ZM187 193H189L188 195H187ZM211 193V192H210ZM217 193V194H216ZM220 193V194H219ZM238 195H237V194ZM10 194V195H9ZM14 194H17V195H15L14 196ZM88 194V195H87ZM181 194H183V195H181ZM211 194V195H212ZM236 194V195H235ZM244 194H246V195H244ZM4 195V196H3ZM20 195H21V197H20ZM86 195V196H85ZM107 195V196H106ZM173 195V196H172ZM193 195V196H192ZM12 198H11V197ZM35 196V197H34ZM89 196V197H88ZM95 196V197H94ZM105 196V197H104ZM133 196V197H132ZM167 196V198H164V197H166ZM191 196V197H190ZM220 196V197H219ZM248 198H246V197ZM7 197V196H6ZM23 197V198H22ZM37 197V198H36ZM92 197H94V198H92ZM131 197V198H130ZM169 197V198H168ZM175 198V200H174V198ZM183 197V198H182ZM187 197V198H186ZM194 197V198H193ZM197 197V198H196ZM244 197H245V199H244ZM3 198V199H2ZM22 198V199H21ZM36 199V200H32V199ZM136 198V199H135ZM160 198V199H159ZM161 198H163V199H165V200H163V199H161ZM177 198V199H176ZM180 198H181V201H180ZM220 198V199H219ZM8 201H6V200ZM18 199H19V201H21L22 203H20L19 201H18ZM133 199H135V200H133ZM138 199V200H137ZM169 199H172V200H169ZM179 199V200H178ZM184 199V200H183ZM190 199V200H189ZM198 199V200H197ZM220 201H219V200ZM232 199V200H233ZM255 199V200H254ZM16 201V202H14V201ZM28 200H32L31 202H29ZM144 202H143V201ZM160 200V201H159ZM178 200V201H177ZM191 201V203L189 202V201ZM215 200V201H214ZM253 200V201H252ZM37 203H36V202ZM85 201H87V202H85ZM139 201V202H138ZM140 201H142V202H140ZM146 201V202H145ZM155 201H157V202H155ZM182 201H183V207H182ZM186 201H187V203H186ZM193 201V202H192ZM197 201V202H196ZM249 203H248V202ZM259 201V202H258ZM7 202V203H6ZM9 202H11L10 204H8ZM40 202V203H39ZM134 202V203H133ZM152 202V203H153ZM179 202V203H178ZM180 202H181V204H180ZM12 203H14V205L12 204ZM31 203V204H30ZM37 205H41V207H36V204ZM39 203V204H38ZM85 203V204H84ZM89 203V204H88ZM137 203V204H136ZM143 203V204H142ZM146 205H148V206H146ZM170 203H172V204H170ZM177 203V205H174V204H176ZM215 203H217V204H215ZM247 203L248 204H250V205H247ZM23 204V205H22ZM34 204V205H33ZM42 204H44V205H42ZM142 206H141V205ZM179 204V205H178ZM185 204V205H184ZM189 204V206H187ZM192 204V205H191ZM195 204V205H194ZM199 204V205H198ZM204 204V205H203ZM253 204V205H252ZM5 205V206H4ZM10 205V206H9ZM150 205V206H149ZM169 205V206H168ZM173 205H174V207H173ZM202 205H203V207H202ZM246 205V206H245ZM44 206V207H43ZM93 206V207H94ZM174 208H172V207ZM181 208H180V207ZM194 206V207H193ZM200 207V208H198V207ZM213 206V207H212ZM247 206H250V208H248ZM4 207V208H3ZM74 207V209L73 210H76L78 207H76V206H72V208ZM166 207H167V209L168 210H166ZM169 207H170V211H169ZM178 207V208H177ZM190 207H192V208H190ZM208 207V208H207ZM252 207H253V209H252ZM9 208V209H8ZM41 208H43V211H42V209ZM204 208H205V210H204ZM210 208H213V209H215L214 211H213V209H210ZM219 208V209H218ZM229 208H231V209H229ZM81 209H84V210H81ZM132 209V210H133ZM137 209V210H136ZM177 209H179V211L177 210ZM197 209V210H196ZM203 209V210H202ZM249 211H248V210ZM255 209V210H254ZM16 210H18L17 212H16ZM41 210V211H40ZM78 210V211H79ZM175 210H176V213H178L177 215H176V213H175ZM181 210H183V211H181ZM184 210H186L185 212H187V213H185L184 212ZM200 210V211H199ZM201 210H202V212H201ZM233 210V211H232ZM236 210V212L234 213V211ZM254 210V211H253ZM6 211V212H5ZM14 211V212H13ZM40 211V212H39ZM139 211V210H138ZM156 212H155V214H156V217H155V219H157V220H159L160 218V220L159 221H161V220H164L165 219V217L164 218H162L161 217V214L162 213H160L159 211H157V210H155ZM213 211V212H212ZM228 211H230L229 213H228ZM245 211V212H244ZM247 211V212H246ZM5 212V213H4ZM37 212H39V213H37ZM95 212V213H94ZM159 213V216H158V213ZM173 212L175 213V214H173ZM183 212V213H182ZM195 212L197 213V214H195ZM202 213V214H200V217H199V213ZM211 212V213H210ZM255 212V213H254ZM14 213H16V216L15 217H13L14 216ZM36 213V214H35ZM92 213H94V214H92ZM180 213H181V215H180ZM209 213V214H208ZM219 213V214H218ZM236 213L237 214H239V215H237V216H240V213H241V217L240 218H238L239 219V221H241V222H239V221H236L237 219V216H236ZM243 213V214H242ZM207 214V215H206ZM226 214H228L227 216H226ZM245 214V215H244ZM19 215V216H18ZM42 218H44V219H41V217ZM43 215V216H42ZM92 215V216H91ZM94 215H96V216H94ZM171 215V217H169ZM172 215H173V217H172ZM196 215H198L197 217H196ZM216 215V216H215ZM234 215V216H233ZM242 215H244V217L242 216ZM248 215V216H247ZM91 216V217H90ZM202 216V217H201ZM207 216H209V217H207ZM229 218V220L226 218ZM231 216V217H230ZM246 216H247V218H246ZM250 216V217H249ZM52 217V216H51ZM92 217H94V218H92ZM157 217H160V218H157ZM193 217V218H192ZM194 217H195V219L197 220V221H195L194 220ZM254 217H255V219H254ZM256 217H258V218H256ZM4 218V219H3ZM12 219V220H10V219ZM65 218H66V216H65ZM83 218V217H82ZM93 220H92V219ZM190 218H188L187 217V219H189L190 220ZM202 218H203V220H202ZM207 218V219H206ZM234 218V219H233ZM253 218V219H252ZM13 219H15V221L13 220ZM212 219V220H211ZM230 219H232L231 221H230ZM244 220L243 222H242V220ZM248 219V220H247ZM191 220V221H192ZM208 222H207V221ZM218 222H217V221ZM225 220H227V221H230L229 222V225L230 226H232V224H231V222H235V223H233V226H234V224H236L235 226H237L238 225V227L240 226V227H242V228H239V231H242V232H238L237 234L236 233H234L233 235H231L232 233L230 232L229 234H228V231H229V229H228V231H227V229H226V231H227V235H230L229 236V238L231 237V240H229V238L226 240V238H227V236L225 237V232L226 231H223V233H220L221 232V224H219V223H221L222 221H224L222 224H224L225 225ZM11 221V222H10ZM44 221V222H43ZM198 221H199V223H198ZM201 221V222H200ZM226 221V222H227ZM96 222V223H95ZM98 222V223H97ZM203 222V223H202ZM207 222V223H206ZM214 222H216V224H214ZM46 223H48V224H46ZM49 223H50V225H49ZM52 223V224H51ZM83 223V222H82ZM206 223V224H205ZM210 223H212L211 225H210ZM239 223H240V225H239ZM249 223H251V224H249ZM12 224V225H11ZM44 224H46V225H44ZM96 224V225H95ZM255 224V225H254ZM4 227H3V226ZM13 225H15L14 226V228H13ZM196 225H197V227H196ZM215 225H216V227H215ZM218 225H220L219 226V228H218ZM48 226H49V228H50V231H49V229H48ZM209 226H211V227H209ZM212 226H214V227H212ZM243 226H244V228H243ZM6 227V228H5ZM8 227V228H7ZM46 227V228H45ZM58 227V228H57ZM79 227H81V226H79ZM83 227V226H82ZM80 228L82 231H84L85 232V230H84V228ZM110 226H108V224H106V225H104V230L105 231H107L108 232V234L109 233H112L113 231H110L111 230V228H109ZM209 227V228H208ZM3 228H5L4 230H3ZM10 228V229H9ZM105 228H109L108 230L107 229H105ZM153 227H151V229H152ZM201 228H202V230H201ZM206 228V229H205ZM212 228H214V229H212ZM9 229V230H8ZM13 229V230H12ZM21 229V228H20ZM44 229V230H43ZM47 231H46V230ZM52 229V230H51ZM150 229V230H151ZM212 229V230H211ZM218 229H220V232L218 231ZM244 229V230H243ZM250 231H249V230ZM8 230V231H7ZM18 230H19V228H18ZM55 230V231H54ZM60 230V231H59ZM141 229H138L137 231H136V233H135V237L134 238H136L137 236H141V237H139V240H138V237H137V239L135 240V241H137V242H139L140 240H141V242H139L138 244L139 245H141V247L142 248H145L146 246H147V244H149V241H150V237L151 236H149V234L151 235L152 234V232H153V229H152V231H151V233H150V230H148V231H144V232H146V235H144V233L142 232L143 231V229L140 231ZM201 230V231H200ZM205 230H206V232H205ZM213 230L215 231V233L213 232ZM61 231L64 233L63 234V236H62V233H61ZM200 231V232H199ZM203 231V232H202ZM207 231H208V233L209 234H207ZM211 231V232H210ZM247 231V232H246ZM58 232H59V234H58ZM139 232V233H138ZM141 232V233H140ZM219 232V233H218ZM250 232V233H249ZM8 233V234H7ZM11 233V234H10ZM23 233V234H22ZM143 233V234H142ZM202 234V236H201V234ZM217 233V234H216ZM6 234V235H5ZM55 234V235H54ZM136 234H138V235H136ZM142 234V235H141ZM213 234V235H212ZM214 234H216V236L214 235ZM220 234H223V236H219ZM249 234V235H248ZM21 235H23V237H24V242L26 243H23V248H28V246L27 245H29V248H31V249H33L37 254H41L42 253V251L41 250H39V249H37V245H36V243H35V239H34V237H36L34 234H32L31 236H30V234H28V232L27 233H25V231L23 230V232H22V230H21ZM59 235V236H58ZM209 235V236H208ZM217 235L221 238V237H223V238H225L224 240L221 238V239H218L217 238ZM235 235H236V237H235ZM7 236V237H6ZM26 236V237H25ZM34 236V237H33ZM145 236H148V237H145ZM214 236V237H213ZM28 237H29V239H28ZM32 239H31V238ZM48 237H50V239L48 238ZM52 237V238H51ZM54 237H55V239H54ZM57 237H59V238H57ZM65 237V238H64ZM144 237L146 238V241L144 240ZM48 238V239H47ZM57 238V239H56ZM61 238V240H59ZM147 238H149V239H147ZM217 238V239H216ZM243 238V239H242ZM245 238V239H244ZM249 238V239H248ZM53 239V240H52ZM213 239V240H212ZM251 239V240H250ZM26 240V241H25ZM29 240V241H28ZM31 240V241H30ZM34 240V241H33ZM48 240V241H47ZM57 240V241H56ZM221 240V245H220V243L219 242H217V241H220ZM249 240V241H248ZM54 243H53V242ZM61 242V244L59 243V242ZM66 241V240H65ZM134 241V239H132V244L133 245H131L130 247H131V251H133V249L136 247V243L137 242H133ZM148 241V242H147ZM225 241H228V242H225ZM235 241V242H234ZM238 241V242H237ZM242 241V242H241ZM248 241V242H247ZM29 242H31V244L29 243ZM49 242V243H48ZM55 242H57V244L55 245ZM68 243L70 242V241H67ZM35 243V244H34ZM67 243V244H68ZM144 245H143V244ZM145 243H147V244H145ZM227 243H229V244H227ZM241 243V244H240ZM25 244V245H24ZM34 244V246H32ZM51 244H52V246H51ZM30 245H31V247H30ZM55 247H54V246ZM57 245H59V246H57ZM223 245H225V246H223ZM25 246V247H24ZM56 246H57V248H56ZM61 246V247H60ZM81 246V245H80ZM135 246V247H134ZM149 246V245H148ZM227 246V247H226ZM237 246V247H236ZM244 246V247H243ZM34 247H35V249H34ZM66 247V246H65ZM73 247H74V245H73ZM220 247V248H219ZM147 249H145V251L147 252V251H149L148 249H149V247H146ZM235 248V249H234ZM239 248V249H238ZM244 248V249H243ZM67 249H69L68 247H67ZM114 249H115V246H114ZM136 249V248H135ZM135 249H134V251L133 252H131V253H133V254H131L132 255V257H133V255H135L134 253H135ZM241 249V250H240ZM57 250H59L60 252H59V254H58V251ZM229 250L227 251V253H225V254H228V252H229ZM239 250V253L240 252H242V253H237V251ZM243 250H245V251H243ZM45 251H47V250H45ZM49 251V250H48ZM223 251H221V252H223ZM225 251H226V249H225ZM13 252V251H12ZM39 252H41V253H39ZM67 252V251H66ZM98 252V251H97ZM96 252V254H95V257H92L91 258V262L89 261L90 260V258L87 260V257H81L82 259L83 258H85V260H83V262H85V263H81V264H91L92 262V264H94V262H96L95 264H104L103 263V261L101 262L100 261V259H95V258H98V257H100V256H97V254L99 253H97ZM229 252V253H230ZM81 253H84V249H82V252ZM57 254V255H56ZM60 254H62V255H60ZM45 255H47L48 256V258L50 257V258H52L51 257V254L50 253H46ZM59 255V256H58ZM229 255H234V254H229ZM65 256V257H64ZM97 256V257H96ZM60 257H62L61 259H60ZM64 257V258H63ZM132 257H125L124 259H122V263L123 262H125L126 263V260H127V258H128V260H130V258L132 259ZM4 258V257H3ZM14 258V260H12ZM58 258V259H57ZM7 259V258H6ZM92 259H95L94 261L92 260ZM5 260V259H4ZM3 260V262H5ZM9 263L8 264H11V263H13V264H17L18 262H19V264H21V262L18 260V259H15V257H14V254H12V256L11 257H9ZM8 260H6L7 262H8ZM13 261V262H12ZM58 262L59 264H62V262ZM87 261V262H86ZM99 261V262H98ZM2 262V263H3ZM15 262V263H14ZM6 263V262H5ZM4 263V264H5ZM76 264H80V263H77V261H76ZM124 264V263H123Z\"/></svg>", "mask_w": 264, "mask_h": 264}, {"label": "bare ground", "instance_id": "bare-ground-1", "mask_svg": "<svg viewBox=\"0 0 264 264\" xmlns=\"http://www.w3.org/2000/svg\"><path fill=\"white\" fill-rule=\"evenodd\" d=\"M9 1H11V0H9ZM18 2H16L15 4H12L11 2H5V3H2V2H0V30H3V29H16L17 27H18V20H17V18H20V17H22V15L21 14H23V15H25V10L21 7L22 5H21V3L23 2V0H21L20 2H19V0H17ZM48 1V0H47ZM51 2H52V0H50ZM62 1V0H61ZM68 1V0H67ZM92 1V0H91ZM113 1V0H112ZM148 1H154L155 3L157 2H160V6H161V9H159L160 11H164V12H170L171 14H172V10H174L175 8H174V6L173 7H171L172 6V4L173 3H175V2H177V1H179V0H148ZM147 1V2H148ZM188 1H190L191 2V7H190V9H189V11L190 10H192V9H194V8H197V15L195 14V12L196 11H194V13L193 14H195L196 16H194V18H193V21L195 22V24H198L199 22H200V20H202V17L203 16H205L207 13H209V12H214V11H216V9H213V8H211V7H207V6H205L204 4H207V2H209V1H211V0H206L207 2L206 3H198L197 1H199V0H188ZM30 2H32V1H30ZM30 2H27L28 4L30 3ZM129 2V1H128ZM134 2V1H133ZM164 2V3H163ZM184 2H185V0H184ZM221 2V1H220ZM225 2V1H224ZM261 2V1H260ZM263 2V1H262ZM26 3V4H27ZM33 3V2H32ZM31 3V4H32ZM48 3H50V2H48ZM48 3H43V2H36L35 4H33V5H35L34 6V9L32 8V10L30 9V10H28V12H26V15H25V17H27V19L26 20H28V21H30V23L32 22V21H35V20H38L39 18H37V14H39V12H37V11H41L42 9H44V10H46L47 9V7H49V6H47V4ZM59 3V2H58ZM61 3V2H60ZM66 3V2H65ZM86 4H83V7H86L85 9H87V11H93V12H95V11H97V8H95V6L94 5H90V3L88 4L87 2H85ZM92 3H94V2H92ZM104 3V2H103ZM137 3V2H136ZM145 3V2H144ZM155 3H152V4H155ZM178 3V2H177ZM176 3V4H177ZM217 3V2H216ZM227 3V2H226ZM233 3H234V1H233ZM62 4H63V2H62ZM77 4V3H76ZM82 4V3H81ZM124 4V3H123ZM126 4V3H125ZM130 4V3H129ZM176 4H174V5H176ZM185 4V3H184ZM201 4H203L201 7L199 6V5H201ZM260 4V3H259ZM264 4V3H263ZM262 4V5H263ZM50 5V4H49ZM56 5H59V4H56ZM100 6H102V4H99ZM120 5V4H119ZM134 5V4H133ZM144 5V4H143ZM183 5V4H182ZM188 5V4H187ZM232 5V4H231ZM236 5V4H235ZM244 5V4H243ZM28 6V5H27ZM32 6V5H31ZM64 6V4L62 5V7ZM132 6V5H131ZM159 6V5H158ZM159 6V7H160ZM197 6H199L200 8H198ZM251 6V5H250ZM23 7H24V5H23ZM45 7V8H44ZM117 7H118V5H117ZM124 7V6H123ZM136 7V6H135ZM144 7V6H143ZM153 9H155L156 7H153V6H151ZM176 7V6H175ZM178 7V6H177ZM207 7V8H206ZM217 7V6H216ZM232 7H233V5H232ZM245 7V6H244ZM255 7V6H254ZM27 8H30V6L29 7H27ZM50 8H51V6H50ZM68 8H70V7H68ZM120 8V7H119ZM138 8V7H137ZM147 8V7H146ZM149 8V7H148ZM238 8V7H237ZM248 8V7H247ZM260 8V7H259ZM78 9V8H77ZM104 9V8H103ZM180 9V8H179ZM254 9V8H253ZM70 10V9H69ZM102 10V9H101ZM120 10V9H119ZM121 10H122V8H121ZM222 10V9H221ZM225 10V9H224ZM238 10H239V8H238ZM240 10H242V9H240ZM240 10H239V13H240ZM244 10V9H243ZM46 11H48V10H46ZM53 11V10H52ZM55 11V10H54ZM63 11V10H62ZM75 11V10H74ZM106 11V10H105ZM132 11H134V10H132ZM137 11V10H136ZM144 11V10H143ZM143 11H142V13H143ZM148 11V10H147ZM162 11V12H163ZM245 11V10H244ZM253 11V10H252ZM57 12H58V10H57ZM109 12V11H108ZM122 12H124V11H122ZM126 12V11H125ZM159 12V11H158ZM186 12V11H185ZM236 12V11H235ZM257 12V11H256ZM67 13V12H66ZM127 13H129V12H127ZM134 13V12H133ZM192 13V12H191ZM249 13V12H248ZM48 14H49V12H48ZM77 14H78V11H77ZM89 14V13H88ZM87 14V15H88ZM120 14V13H119ZM132 14V13H131ZM149 14V13H148ZM147 14V15H148ZM159 14V13H158ZM161 14V13H160ZM188 14V13H187ZM213 14V13H212ZM255 14V13H254ZM45 15H47V14H45ZM73 15V14H72ZM92 15V14H91ZM94 15V14H93ZM109 15V14H108ZM127 15V14H126ZM129 15V14H128ZM128 15H127V17H128ZM135 15H137V12H136V14ZM144 15V14H143ZM155 15V14H154ZM162 16H163V14H161ZM189 15V14H188ZM263 15H264V13H263ZM40 16V15H39ZM44 16V15H43ZM64 16H65V14H64ZM95 16V15H94ZM141 16H142V14H141ZM150 16V15H149ZM151 16H153V15H151ZM191 16V15H190ZM189 16V17H190ZM208 16V15H207ZM47 17H49V16H47ZM57 17V16H56ZM70 17V16H69ZM73 17V16H72ZM71 17V18H72ZM122 17H123V15H122ZM133 17V16H132ZM153 17H155V16H153ZM164 17L165 16H163V19H164ZM187 17V16H186ZM197 17V18H196ZM210 17V16H209ZM247 17V16H246ZM246 17H244V18H246ZM254 17V16H253ZM256 17V16H255ZM41 18V17H40ZM55 18V17H54ZM53 18V19H54ZM88 18V17H87ZM107 18V17H106ZM105 18V19H106ZM118 18H119V16H118ZM126 18V17H125ZM131 18V17H130ZM144 18V17H143ZM192 18V17H191ZM48 19V18H47ZM47 19H46V21H47ZM69 19V18H68ZM112 19V18H111ZM128 19V18H127ZM162 19V20H163ZM204 19V18H203ZM205 19H208L207 17L205 18ZM249 19V18H248ZM253 18L251 17V20H252ZM257 19V18H256ZM61 20V19H60ZM86 20V19H85ZM107 20V19H106ZM106 20H104V21H106ZM110 20V19H109ZM117 20V19H116ZM142 20V19H141ZM141 20H138L139 22H141ZM151 20H153V19H151ZM157 20H159V18L157 19ZM224 20V19H223ZM254 20H255V18H254ZM62 21V20H61ZM60 21V22H61ZM71 21V20H70ZM127 21V20H126ZM129 21V20H128ZM135 21H136V19H135ZM134 21V22H135ZM137 21V22H138ZM150 21V20H149ZM179 21V20H178ZM207 21V20H206ZM41 22V21H40ZM50 22V21H49ZM108 22V21H107ZM131 22H133V21H130V23ZM220 22V21H219ZM237 22V21H236ZM247 22V21H246ZM26 23V22H25ZM58 23V22H57ZM104 23H106V22H104ZM128 23V22H127ZM150 23H151V21H150ZM153 23H155V20H154V22ZM152 23V24H153ZM164 23H165V21L163 22V25H164ZM174 23H175V21H174ZM208 23V22H207ZM229 23V22H228ZM241 23V22H240ZM242 23H243V21H242ZM35 23H33L32 25H34ZM54 24V23H53ZM67 24V23H66ZM129 24V23H128ZM146 24H147V22H146ZM158 24V23H157ZM160 24H161V22H160ZM159 24V25H160ZM194 24V23H193ZM205 23H203V25H204ZM222 24V23H221ZM21 24H19V26H20ZM43 25V24H42ZM65 25V24H64ZM109 25V24H108ZM131 25V24H130ZM155 25V24H154ZM172 25V24H171ZM177 25V24H176ZM180 25V24H179ZM181 25H183V23H181ZM199 25H200V23H199ZM198 25V26H199ZM216 25V24H215ZM218 25V24H217ZM239 25V24H238ZM246 25V24H245ZM250 25V24H249ZM255 25V24H254ZM262 25H264V16H262L261 17V19L259 20V22H258V25L257 26H252V27H250V29L247 31L246 29V31H247V38L245 37V36H243L242 38L243 39H246V40H248V39H252V40H250V41H253V45H250L249 46V48H252L250 51L249 50H246V47H245V50L246 51H249L248 52V55L247 56H250L251 57V60H250V58L249 57H246V55L244 56V57H246V58H249V59H246V60H244V58L243 59H241V62L240 63H238V65H236V64H234V65H236L235 67L234 66H232L233 65V63H232V65L231 64H229V65H231L232 66V74L234 73V77L236 78V74H239L240 73V71H243L244 72V70H242L245 66H244V64L246 63V62H248L251 66H252V68H255L254 70H256V68L258 69L259 68V65H261L262 63H263V66H264V61H263V58H261V56H260V58L258 59L256 56L254 57V55L252 54V52L254 51V50H256L257 48H258V45L257 44H259L258 43V41H260L261 39H259V33H260V29L261 30H263V27L264 26H262ZM62 25H60V27H61ZM90 26V25H89ZM114 26V25H113ZM113 26H111V27H113ZM118 26H120V25H118ZM133 26V25H132ZM136 26V25H135ZM140 26H142V25H140ZM162 26V25H161ZM165 26H166V24H165ZM173 26H174V24H173ZM197 26V27H198ZM209 25H207V27H208ZM219 26V25H218ZM247 26V25H246ZM251 26V25H250ZM29 27H31V26H29ZM36 27V26H35ZM40 27L41 26H39V29H40ZM94 27V26H93ZM107 27V26H106ZM116 27H117V25H116ZM157 28H158V26H156ZM183 27H185V26H183ZM201 27V26H200ZM204 27V26H203ZM216 27V26H215ZM214 27V28H215ZM220 27H221V25H220ZM222 27H223V25H222ZM226 27V26H225ZM245 27V26H244ZM261 27V28H260ZM26 28V27H25ZM63 28H64V26H63ZM62 28V29H63ZM74 28V27H73ZM78 28V27H77ZM95 29L97 28V26H95L94 27ZM108 28V27H107ZM107 28H106V30H107ZM110 28V27H109ZM119 27H117V29H118ZM123 28V30H125V28L124 27H122ZM136 28V27H135ZM135 28H134V30H135ZM137 28H139V27H137ZM142 28H143V26H142ZM146 28H149V31L150 32H152V30H153V28H152V26H151V24H147V26H146ZM175 28V27H174ZM194 28V27H193ZM209 28V27H208ZM241 28V27H240ZM247 28V27H246ZM27 29V28H26ZM47 29V28H46ZM85 29H87V28H85ZM88 29H90V28H88ZM121 29V28H120ZM155 29V28H154ZM162 29V28H161ZM187 29V28H186ZM189 29V28H188ZM201 29H203V28H201ZM221 29V28H220ZM225 29V28H224ZM242 29H243V27H242ZM259 29V30H258ZM12 30V31H13ZM19 30V29H18ZM17 29H16V31H18ZM31 30V29H30ZM42 30V29H41ZM50 30H52V28L50 29ZM64 30V29H63ZM138 30V29H137ZM165 30V29H164ZM168 30H169V27H168ZM182 30V29H181ZM193 30V29H192ZM207 30V29H206ZM212 30V29H211ZM210 30V31H211ZM213 30H216V28L215 29H213ZM235 30V29H234ZM233 30V31H234ZM8 31V30H7ZM15 31V30H14ZM33 31H34V27H33ZM55 31V30H54ZM81 31H83V30H81ZM88 31V30H87ZM86 31V32H87ZM112 32H113V29L111 30ZM116 31V30H115ZM133 31V30H132ZM183 31V30H182ZM205 31V30H204ZM203 31V32H204ZM217 31V30H216ZM219 31H221V30H219ZM223 31V30H222ZM235 31H237V30H235ZM243 32H244V30H242ZM24 32V31H23ZM23 32H20V33H18L17 32V34L19 35H22V36H24L23 35ZM38 32H39V30H38ZM37 32V33H38ZM43 32V31H42ZM51 32V31H50ZM65 32V31H64ZM105 33H106V31H104ZM121 32H122V29H121ZM125 32V31H124ZM136 32V31H135ZM139 32V31H138ZM154 32H159V31H155L154 30ZM164 32V31H163ZM166 32H167V30H166ZM188 32V31H187ZM191 32V31H190ZM195 32V31H194ZM239 32H240V30H239ZM7 33H9L10 34V32H7ZM85 32H83V34H84ZM93 33V32H92ZM91 33V34H92ZM96 33H97V31H96ZM108 33H110V32H108ZM107 33V34H108ZM161 33V32H160ZM160 33H158V34H160ZM171 33V32H170ZM176 33V32H175ZM204 33H206V32H204ZM211 33H212V31H211ZM214 33V32H213ZM216 33V32H215ZM217 33H218V31H217ZM235 33H237V32H235ZM244 33H246V32H244ZM262 33H264V30H263V32ZM261 33V34H262ZM16 34V35H17ZM29 34H31L30 32H29ZM34 34V33H33ZM51 34V33H50ZM78 34V33H77ZM111 34V33H110ZM118 34H119V32H118ZM117 34V35H118ZM121 34V33H120ZM119 34V35H120ZM142 34V33H141ZM146 34H148V32L146 33ZM150 34V33H149ZM167 34V33H166ZM200 34V33H199ZM198 34V35H199ZM241 34H243V33H241ZM41 35V34H40ZM53 35V34H52ZM64 35V34H63ZM115 36V37H118V36ZM122 35H123V32H122ZM126 35V34H125ZM156 35V34H155ZM162 35V34H161ZM175 35H177V34H175ZM207 35V34H206ZM205 35V36H206ZM224 35H226V34H224ZM237 35V34H236ZM246 35V34H245ZM8 36V35H7ZM28 36V35H27ZM44 36V35H43ZM42 36V37H43ZM51 36V35H50ZM85 36V35H84ZM98 36V35H97ZM105 36V35H104ZM110 36H112V35H110ZM130 36H131V34H130ZM150 36V35H149ZM152 36H153V34H152ZM151 36V37H152ZM157 36V35H156ZM163 36V35H162ZM161 36V37H162ZM166 36V35H165ZM170 36H171V34H170ZM185 36V35H184ZM197 36V35H196ZM220 36H221V34H220ZM238 36V35H237ZM262 36H263V34H262ZM4 37V36H3ZM2 37V38H3ZM6 37V36H5ZM10 37V36H9ZM32 37V36H31ZM35 37V36H34ZM52 37V36H51ZM78 37V36H77ZM76 36H75V38H77ZM93 37V36H92ZM113 37V36H112ZM142 37V36H141ZM146 37V36H145ZM168 37V36H167ZM189 37V36H188ZM187 37V38H188ZM215 37V36H214ZM216 37H217V39H218V36L216 35ZM215 37V38H216ZM223 37V36H222ZM231 37V36H230ZM234 37H236V36H234ZM47 38V37H46ZM64 38V37H63ZM79 38V37H78ZM99 38V37H98ZM123 38V37H122ZM130 38V37H129ZM148 38H150V37H148ZM179 38V37H178ZM183 37H181V39H182ZM211 38H212V36H211ZM9 39V38H8ZM12 39V38H11ZM15 39V38H14ZM56 39V38H55ZM59 39H61V38H59ZM85 39V38H84ZM102 39V38H101ZM105 39V38H104ZM108 39V38H107ZM135 39H137V38H135ZM143 39H144V37H143ZM147 39V38H146ZM159 39H161V38H159ZM168 39H170V38H168ZM174 39H177V37L176 38H174ZM189 39V38H188ZM202 39H203V37H202ZM206 39V38H205ZM222 39V38H221ZM232 39V38H231ZM15 40H17V39H15ZM19 40V39H18ZM48 40H50V39H48ZM76 40V39H75ZM83 40V39H82ZM92 40H94V39H92L91 38V41ZM112 40V39H111ZM110 40V41H111ZM120 40H122V39H120ZM204 40V39H203ZM207 40V39H206ZM214 40V39H213ZM224 40V39H223ZM229 40H230V38H229ZM239 40H242V39H240V37H239ZM38 41V40H37ZM52 41V40H51ZM61 41V40H60ZM95 41V40H94ZM107 41V40H106ZM109 41V42H110ZM124 41H125V38H124ZM128 41V40H127ZM136 41V40H135ZM159 41H161V40H159ZM170 41L172 42V40H169V43H170ZM182 41V40H181ZM187 41V40H186ZM196 41V40H195ZM194 41V42H195ZM199 41V40H198ZM202 41V40H201ZM209 41V40H208ZM232 41H234V40H232ZM243 41H245V40H243ZM7 43H9V41H6ZM14 42V41H13ZM13 42H11L10 41V43H13ZM40 42V41H39ZM49 42V41H48ZM117 42V41H116ZM122 43H123V41H121ZM121 42H119V44H121ZM130 43H131V41H129ZM129 42L126 44V45H128L129 44ZM140 42V41H139ZM151 42H153V41H151ZM166 42H168V41H166ZM166 42H165V45H166ZM177 42V41H176ZM180 42V41H179ZM219 42V41H218ZM231 42V41H230ZM235 42V41H234ZM14 43H16V42H14ZM75 43V42H74ZM88 43V42H87ZM99 42H97V44H98ZM143 43V42H142ZM144 43H146V41L144 42ZM143 43V44H144ZM158 43V42H157ZM200 43V42H199ZM210 43H212V42H210ZM237 43H238V40H237ZM240 43V42H239ZM245 43H247V41L245 42ZM262 43V42H261ZM18 44H20V43H18ZM64 44H65V42H64ZM95 44V43H94ZM148 44H151V43H148ZM172 44V43H171ZM193 44V43H192ZM213 44V43H212ZM9 45H11V44H9ZM42 44H40V47H39V49H38V47H37V49L38 50H40V48L43 46H41ZM104 45V44H103ZM116 45V44H115ZM114 45V46H115ZM145 45V44H144ZM164 45V44H163ZM175 45V44H174ZM174 45H170L171 46V48H172V46H174ZM181 45V44H180ZM184 45H185V43H184ZM191 45V44H190ZM208 45V44H207ZM248 45V44H247ZM261 45V44H260ZM14 46H15V44H14ZM17 46V45H16ZM22 46V45H21ZM45 46V45H44ZM52 46V45H51ZM51 46H50V48H51ZM91 46V45H90ZM94 46V45H93ZM114 46H113V49H115L114 48ZM121 46V45H120ZM123 46L125 47V45L123 44ZM156 46V45H155ZM158 46H159V43H158ZM158 46H156V48L158 47ZM177 46V45H176ZM199 46H200V44H199ZM204 46H205V44H204ZM204 46H202V49H203V47ZM208 46H210V50H211V44L210 45H208ZM207 46V47H208ZM218 46V45H217ZM224 46V45H223ZM241 46V45H240ZM11 47H13L12 45H11ZM10 47V48H11ZM96 47V46H95ZM105 47V46H104ZM117 48H118V46H116ZM128 47V46H127ZM147 47H148V45H147ZM162 47V46H161ZM168 47V46H167ZM184 47V46H183ZM222 46L220 45V48H221ZM237 47H239L238 45H237ZM236 47V48H237ZM15 48L16 47H14V49L13 50H15ZM44 48H46V47H44ZM44 48H42L43 49V51H35L34 50V52L37 54V52H42V55L45 53L44 52ZM93 48V47H92ZM131 49H132V47H130ZM149 48H150V46H149ZM164 48V47H163ZM166 48V47H165ZM170 48V49H171ZM217 48V47H216ZM230 48V47H229ZM232 48V47H231ZM261 48V46L258 48V49H260ZM3 49V48H2ZM48 49V48H47ZM105 49V48H104ZM129 49V48H128ZM134 49V48H133ZM133 49H132V51H133ZM142 49V48H141ZM173 49H175V48H173ZM206 49V48H205ZM208 49V48H207ZM224 49V48H223ZM240 50H241V48H239ZM4 50V49H3ZM17 50H18V47H17V49L15 50V52L17 53ZM25 50V49H24ZM23 50V51H24ZM101 50H103V48H101ZM125 50V49H124ZM127 50V49H126ZM140 50V49H139ZM147 50H149V49H147ZM164 50V49H163ZM179 50V49H178ZM182 50V49H181ZM200 50V49H199ZM226 50H228V49H226ZM10 51V50H9ZM19 51V50H18ZM48 51V50H47ZM76 51V50H75ZM79 52H80V50H78ZM77 51V52H78ZM146 51V50H145ZM157 51H158V49H157ZM172 51V50H171ZM189 51V50H188ZM204 51H208V50H203V52ZM222 51H225V50H222ZM235 51H236V49H235ZM238 51V50H237ZM44 52V53H43ZM52 52V51H51ZM101 52V51H100ZM103 52V51H102ZM127 52V51H126ZM147 52V51H146ZM169 52V51H168ZM211 52V51H210ZM214 52H215V49H214ZM220 53H222L221 51H219ZM243 52V51H242ZM257 52V51H256ZM2 53L3 52H1V56H0V58H2ZM20 53H21V51H20ZM144 52H143V50H142V54H143ZM162 53H163V51H162ZM166 53V52H165ZM171 53V52H170ZM179 53V52H178ZM181 53V52H180ZM183 53H184V51H183ZM187 53V52H186ZM208 53V52H207ZM211 53H213V52H211ZM217 53V52H216ZM228 53V52H227ZM244 53V52H243ZM253 53H255V51L253 52ZM6 54V53H5ZM9 53H7V55H8ZM41 54V53H40ZM46 54H48V53H46ZM74 54V53H73ZM78 54H80V53H78ZM77 54V55H78ZM103 54V53H102ZM108 54H110V53H108ZM141 54V53H140ZM172 54H173V51H172ZM191 54H192V52H191ZM190 54V55H191ZM231 54V53H230ZM234 54V53H233ZM242 54V53H241ZM256 54V53H255ZM259 54V53H258ZM260 54H264V53H260ZM3 55H4V53H3ZM19 55H21V54H19ZM18 55V56H19ZM68 55V54H67ZM76 55V56H77ZM101 55V54H100ZM116 55V54H115ZM119 55V54H118ZM118 55H117V57H118ZM146 55H148V54H146ZM170 55V54H169ZM178 55H180V54H178ZM187 55V54H186ZM23 56V55H22ZM35 56V55H34ZM37 56V55H36ZM111 56V55H110ZM113 56V55H112ZM141 56H143V55H141ZM149 56V55H148ZM164 56V55H163ZM173 56V55H172ZM204 56V55H203ZM227 56V55H226ZM230 56V55H229ZM228 56V57H229ZM243 56V55H242ZM259 56V55H258ZM5 57V56H4ZM4 57H3V59H4ZM43 57H45L46 59L45 60H47V57L48 56H46V55H44ZM82 57H83V55H82ZM115 57V56H114ZM128 57V56H127ZM151 57H152V55H151ZM162 57V56H161ZM181 57H182V54H181ZM189 57V56H188ZM187 57V58H188ZM224 57V56H223ZM238 57H240V56H238ZM13 58V57H12ZM18 58V57H17ZM22 58V57H21ZM20 58V59H21ZM38 58V57H37ZM36 58V60H37V62L39 61L38 59ZM42 58V57H41ZM40 57H39V59H41ZM74 58H76V57H74ZM129 58V57H128ZM137 58V57H136ZM148 58V57H147ZM176 59H177V56L175 57ZM225 58V57H224ZM236 58V57H235ZM44 58H42V60H43ZM49 59V58H48ZM80 59V58H79ZM86 59V58H85ZM123 59V58H122ZM127 59V58H126ZM153 59V61H154V58H152ZM162 59V58H161ZM160 59V60H161ZM166 60H168L167 58H165ZM173 59H174V57H173ZM178 59H179V57H178ZM206 59V58H205ZM230 59H232V58H230ZM229 59V60H230ZM240 59V58H239ZM2 60V59H1ZM21 60H23V58L21 59ZM33 60H35V59H33ZM41 60V61H42ZM44 60V61H45ZM113 60V59H112ZM120 60V59H119ZM143 60V59H142ZM169 60H171V59H169ZM209 60V59H208ZM74 61V60H73ZM72 61V62H73ZM116 61V60H115ZM138 61V60H137ZM149 61H150V59H149ZM152 61V60H151ZM150 61V62H151ZM177 61V60H176ZM200 60H198V62H199ZM4 63L6 62V66H11L12 65V61L11 60H9L8 58H6L5 57V59H4V61H3ZM2 62V63H3ZM54 62V61H53ZM75 62V61H74ZM79 62V61H78ZM107 62H108V60H107ZM128 62V61H127ZM149 62V63H150ZM191 62V61H190ZM197 62V63H198ZM201 62H202V59H201ZM221 62V61H220ZM234 62H236V59L234 60ZM3 63V64H4ZM41 63V62H40ZM44 64H45V62H43ZM87 63V62H86ZM90 63V62H89ZM97 63V62H96ZM104 63H106V62H104ZM112 63V62H111ZM115 63V62H114ZM125 63V62H124ZM137 63V62H136ZM140 63V62H139ZM147 63V62H146ZM155 63V62H154ZM166 63L168 64V61H166ZM170 63V62H169ZM182 63V62H181ZM203 63V62H202ZM205 63V62H204ZM207 63V62H206ZM218 63V62H217ZM222 63V62H221ZM231 63V62H230ZM237 63V62H236ZM46 64H47V62H46ZM45 64V65H46ZM49 64V63H48ZM71 64V63H70ZM69 64V65H70ZM119 64V63H118ZM117 64V65H118ZM120 64H122V63H120ZM145 64V63H144ZM179 64V63H178ZM187 64V63H186ZM185 64V65H186ZM196 64V63H195ZM198 64H200V63H198ZM209 64V63H208ZM223 64H225L224 62H223ZM227 64V63H226ZM5 65H3V67H6ZM39 65V64H38ZM45 65H42V63H41V65H39V66H41V68H42V66H45ZM73 65V64H72ZM85 65V64H84ZM106 65H108V64H106ZM125 65H126V63H125ZM128 65H130V64H128ZM155 65H156V63H155ZM154 65V68L156 67ZM169 65V64H168ZM175 66H176V64H174ZM182 65V64H181ZM181 65H179V68H180V66ZM204 65V64H203ZM207 65V64H206ZM229 65H228V68H229ZM1 66V65H0ZM77 67H78V63H77V65H76ZM80 66H81V64H80ZM92 66V65H91ZM105 66V65H104ZM103 66V67H104ZM161 66H162V64H161ZM167 66V65H166ZM165 66V63H164V66L163 67H166ZM172 66V65H171ZM192 66V65H191ZM191 66H189V67H191ZM205 66V65H204ZM215 66V65H214ZM216 66H217V64H216ZM219 66H221L220 64H219ZM224 66H227V65H224ZM263 66H261V69H262V67ZM16 67V66H15ZM28 67V66H27ZM120 67H121V65H120ZM130 67V66H129ZM157 67H159V66H157ZM168 67V66H167ZM178 67V66H177ZM195 67V66H194ZM198 67V66H197ZM206 67V66H205ZM247 67H248V65H247ZM29 68V67H28ZM39 69H40V67H38ZM37 68V70H39ZM107 68V67H106ZM110 68V67H109ZM125 68V67H124ZM169 68V67H168ZM196 68V67H195ZM208 68V67H207ZM216 68V67H215ZM214 68V69H215ZM223 68V67H222ZM231 68V67H230ZM251 68V69H252ZM2 66L0 67V73H1V71H2ZM5 69V68H4ZM11 69H14V67H12ZM27 69V68H26ZM44 68H42V70H43ZM47 69H48V67H47ZM46 69V70H47ZM69 69V68H68ZM72 69V68H71ZM74 69V68H73ZM82 69V68H81ZM100 69H101V67H100ZM130 69V68H129ZM128 69V70H129ZM145 69V68H144ZM143 69V70H144ZM162 69V68H161ZM174 69V68H173ZM190 69V68H189ZM194 69V68H193ZM205 69V68H204ZM210 69V68H209ZM214 69H211V71H210V73L212 72V70H214ZM7 70H8V68H7ZM45 70V69H44ZM40 71V74L41 73H43V72H45V73H47L46 72V70L45 71ZM48 70H50V68L48 69ZM110 70H111V68H110ZM121 70L122 69H116V73H118L119 74V76H120V74H121ZM131 70V69H130ZM147 70H148V68H147ZM151 70V69H150ZM165 70V69H164ZM179 70H182V69H178V71ZM200 70H201V68H200ZM216 70V69H215ZM225 70V69H224ZM228 70V69H227ZM248 70V69H247ZM254 70L252 71V72H254ZM260 70V69H259ZM3 71H5V70H3ZM51 71V70H50ZM94 71V70H93ZM113 71V70H112ZM125 71V70H124ZM141 71V70H140ZM157 71V70H156ZM158 71H160V70H158ZM168 71V70H167ZM172 71V70H171ZM187 71H188V69H187ZM7 72H9V70L7 71ZM21 72V71H20ZM20 72H18V73H20ZM36 72V71H35ZM54 72H55V70H54ZM62 72V71H61ZM82 72V71H81ZM101 72V71H100ZM135 72H137L136 70H135ZM172 72H174V70L172 71ZM176 72V71H175ZM174 72V73H175ZM195 72H196V70H195ZM208 73H209V71H207ZM250 72H251V70H250ZM13 73L14 72H12V75H13ZM38 73V72H37ZM45 73H43V74H45ZM48 73H51V74H49L50 76L52 75V72H48ZM70 73H71V71H70ZM73 74V77L75 76V73L74 72H72ZM115 72L113 71L112 72V75L114 74ZM127 73H129V71L127 72ZM148 74L147 75H149V73H151V72H147ZM159 73V72H158ZM173 73V74H174ZM185 73H186V70H185ZM187 73H189V72H187ZM203 73H205V72H203ZM225 73V72H224ZM223 73V74H224ZM2 74H4V73H2ZM42 74V75H43ZM88 74H89V72H88ZM138 74V73H137ZM151 74H153V73H151ZM156 74H157V72H156ZM163 74V73H162ZM165 74H166V72H165ZM222 74V75H223ZM226 74V73H225ZM230 74V73H229ZM240 74H242V73H240ZM258 74V73H257ZM7 75V74H6ZM27 75V74H26ZM28 75H29V73H28ZM38 75V74H37ZM46 75V74H45ZM54 75V74H53ZM51 76L52 77V79H54V76ZM115 75V74H114ZM113 75V76H114ZM122 75V74H121ZM123 75H124V73H123ZM127 75V74H126ZM141 75V74H140ZM142 75H145V74H142ZM175 75V74H174ZM177 75V74H176ZM181 75V74H180ZM183 75V74H182ZM187 75V74H186ZM199 75V77H200V74H198ZM197 75V76H198ZM216 75V74H215ZM219 75V74H218ZM231 75V74H230ZM245 75H248V74H245ZM251 75H253L252 73H251ZM256 75V74H255ZM264 75V74H263ZM4 76V75H3ZM19 76V75H18ZM17 76V77H18ZM47 76V75H46ZM171 76V75H170ZM191 76H193V75H191ZM196 76V75H195ZM209 76H211V75H209ZM221 76V75H220ZM228 76V75H227ZM8 77H11V76H8ZM24 78H25V76H23ZM28 77V76H27ZM37 77V76H36ZM47 77H49V76H47ZM46 77V78H47ZM69 77V76H68ZM72 77V76H71ZM72 77V78H73ZM146 77V76H145ZM161 77H163V75L161 76ZM165 77V76H164ZM166 77H167V75H166ZM185 77V76H184ZM188 77H189V75H188ZM204 77H206L205 75H204ZM215 77V76H214ZM222 77V76H221ZM250 77V76H249ZM259 77V76H258ZM1 78H3V77H0V81H1ZM72 78H70V80L72 79ZM112 78V77H111ZM115 78H116V76H115ZM115 78H114V80H115ZM127 77H125V79L124 80H127L126 79ZM138 78H140V77H138ZM169 78V77H168ZM172 78V77H171ZM174 78V77H173ZM176 78H178V77H176ZM226 78H228V77H226ZM230 78V77H229ZM235 78H234V80H233V83L235 82ZM254 78V77H253ZM255 78H257V77H255ZM5 79H7V77H5ZM4 79V80H5ZM13 79H14V77H13ZM12 79V80H13ZM23 79V78H22ZM48 79V78H47ZM49 79H50V77H49ZM48 79V80H49ZM75 79H77V76H75ZM75 79H73L75 82V85L77 84V82H76V80ZM91 79V78H90ZM96 79V78H95ZM179 79V78H178ZM180 79H182V78H180ZM187 79V78H186ZM200 79V78H199ZM202 79H204V80H206L205 78H202ZM208 79V78H207ZM211 79H213L212 77H211ZM217 79V78H216ZM240 79V78H239ZM250 79V78H249ZM258 79V78H257ZM11 79H9V81H10ZM16 80V79H15ZM14 80V81H15ZM18 81H19V79H17ZM23 80H25V79H23ZM56 78H55V84L57 83L56 82ZM73 80H72V82H73ZM109 80V79H108ZM146 80V79H145ZM151 80V79H150ZM167 80V79H166ZM197 80V79H196ZM221 80V79H220ZM229 80V79H228ZM228 80H227V82H228ZM246 80H247V78H246ZM254 80V79H253ZM253 80H252V82H253ZM3 81V80H2ZM6 81V80H5ZM4 81V82H5ZM21 81V80H20ZM19 81V82H20ZM52 81V80H51ZM117 81L118 80H116V82L115 83H117ZM130 81V80H129ZM143 81V80H142ZM162 81V80H161ZM165 81V80H164ZM163 81V82H164ZM190 81H192V80H190ZM207 81V80H206ZM210 81H212V80H210ZM226 81V79L223 81V84H224V82ZM230 81H231V79H230ZM245 81V80H244ZM260 81V80H259ZM27 82V81H26ZM29 82V81H28ZM31 82V81H30ZM30 82H29V85H30ZM71 81H70V83H72ZM80 82V81H79ZM96 82V81H95ZM106 82V81H105ZM166 82V81H165ZM164 82V83H165ZM181 82L183 83V79L181 80ZM180 82V83H181ZM198 82H200V81H198ZM216 82V81H215ZM220 82V81H219ZM241 82H242V80H241ZM240 82V83H241ZM251 82V83H252ZM2 83V82H1ZM9 83H12V82H9ZM21 83H23V82H21ZM24 83H25V81H24ZM34 83V82H33ZM33 83H31V84H33ZM52 83H53V81H52ZM74 83H72V84H74ZM112 83V82H111ZM149 83V82H148ZM195 83V82H194ZM197 83V82H196ZM216 83H218V81L216 82ZM226 83V82H225ZM231 83H232V81H231ZM230 83V84H231ZM238 83V82H237ZM243 83V82H242ZM262 83H263V81H262ZM6 84V83H5ZM4 84V85H5ZM14 84V83H13ZM13 84H10V85H13ZM36 84H37V82H36ZM36 84H35V86H36ZM49 84V83H48ZM125 84V83H124ZM128 84V83H127ZM134 84V83H133ZM163 84V83H162ZM172 84V83H171ZM188 84H189V82H188ZM191 84V83H190ZM204 84V83H203ZM207 84V82L205 83V85ZM223 84H221V87H222V85ZM239 84V83H238ZM245 84H246V82H245ZM245 84H242V86L244 85L245 86ZM257 84H260V82L259 83H257ZM257 84H255L256 85V87L258 86ZM3 85V86H4ZM16 84H14L13 86H15ZM25 85V84H24ZM37 85H39V83L37 84ZM50 85V84H49ZM48 85V86H49ZM58 86H59V84H57ZM98 85V84H97ZM114 85V84H113ZM135 85H136V83H135ZM134 85V86H135ZM145 85V84H144ZM151 85L155 88V90H154V92H152V94L150 93V95H148V96H146V97H144V94H141V96H139V97H135L134 98V101H133V103L134 104H136L137 106H138V104H140V106H143L144 108H146L147 110H148V112H147V114H148V116L149 115H151L152 114V112L154 111V109L155 110H157L156 109V106H158L159 107V105H161V104H163V102H164V100L165 99H167V97L169 98L170 96H172L175 92H174V89H173V87L172 86H161L160 84H158L157 83V81H152L151 82ZM166 85V84H165ZM177 85V84H176ZM187 85V84H186ZM215 86L214 87H216V84H214ZM254 84H251V86H245V87H247V93L245 94V95H243V98H241L240 99V97L238 98V99H240L239 101L241 102H243V104H244V106H245V109H246V111H245V114L247 113V115H245L244 113H243V118L245 119V117H247L248 118V122L246 123V121H245V127L243 126L242 128H241V124H239V129H237V132H236V134L235 135H233L232 134V136H230V134H227V133H222V136H224V139H223V143H220V142H216V144L214 145L215 146V148L213 147V149H212V147H211V150L210 151H208V152H206V150L205 149H203L202 151H201V149H199L200 150V152L199 151H196V150H198V149H196L195 151H194V149H193V145H192V143L194 142V141H196L197 142V140H198V138H196V137H194V138H191L190 140H187L190 136L189 135H186V136H189V137H187V139H186V141L185 140H183L184 138H186V137H184L183 135H181V137H182V140H175V142H176V145H174V143L172 144V145H174L173 146V149L171 150V149H168L166 152H165V145H163V142H161V143H159V138H161V139H165V138H163L162 136H165V134L166 135H171V133H172V129H171V124H172V120H173V116H174V113H176V112H178V111H181L182 110V107L184 108V105H183V103L182 104H180V105H183V106H181V107H178V108H174L173 110H172V114H171V112L169 111L168 112V114L166 115L165 113V111H164V115H165V117H166V119H167V117H168V119H169V122H167L166 124L167 125H165V131H163L162 130V132H156V131H154V130H152V128H149V126L147 125V117L148 116H145L143 119L142 118H138L137 119V121H139L141 124L142 123H145L144 124V126L142 127L143 129L142 130H140V131H138V132H135V127L137 128L138 126L136 125V126H134V123H135V120H134V122H133V119H134V117H136V116H134L133 118L131 117V115L132 114H130L129 115V113L127 114V112H121V110H119V111H113V109H111V108H109V107H107L106 106V113H107V116H106V119H107V124L106 123H103L105 126H103L102 127V125H101V127L100 126H96V122H95V119H93L94 117H91L90 116V114H89V112L87 111H85V110H88L89 108L88 107H90L88 104H86V103H88L90 100L87 98V97H89V94L90 93H88V95L87 94H85V96H87L86 98H85V96H83V101H85L86 103L85 104H83V105H87V109L85 108V106H83L81 103L80 104H77V103H71V102H69L68 100H66V99H62L61 98V95H59L58 97H60L61 99H54L53 97H51L50 98V96L49 97H47L48 99H49V101H48V99H47V101L48 102H46L45 104H44V102H43V104L44 105H42V107H38L39 109H35L36 111H34V108H33V112L32 113H29V114H24V115H17V113H15L16 114V116L14 115V114H12V113H10V112H8V113H4L3 115L5 116V114H8V117H6L5 119H1L0 118V135H3L4 136V140H5V136H6V139H8V142H10V143H13V146H11L10 147V150L9 149H6L7 151H10L12 154L14 153V156H16V154H18V152H20L17 156H16V158L14 157V156H11L12 158L14 157L15 159H13V160H16V162H14L13 160V163H11V164H14V165H11V164H9L8 166H10L11 168H12V166H13V168L12 169H14L15 167V163H17L16 165H17V168H15V169H18V171L20 172V173H18L17 172V174H20V175H22V177H24V178H22V179H26L27 178V180L28 179H31L30 181V184H28L27 185V183H29V181L28 182H25V181H27V180H24L23 182H25L26 183V189H25V186L24 187H22L23 189H25L23 192L24 193H21V195H23V197H24V195H26V194H36L37 195V193H40V199L42 200L43 198V200H45V207L44 208H46V204H48L49 205V208L51 209V212L49 213V212H47V213H45V219H52L53 221L52 222H55L56 223V225L57 226H59V228H61L65 233H66V235H65V237H67V239L65 238V240H64V242H63V244H64V246H62V249L64 250H66V251H63L64 253H62L63 255H66V258H67V261L64 263V262H62V260L60 261V262H62V264H76V261H77V263H85V262H83V260H85V258H81V257H87V260L90 258V262H91V258L92 257H95V254H96V252L98 253L97 254V256H100V257H98V258H95V259H100V261L102 260L103 261V263L104 264H264V239H262V241H261V243H259V244H256V245H254V249H251V250H248V248H250L249 246H248V248L246 247L245 249H246V251L245 250H243V251H245L244 253H242V252H240V253H242V255H238V256H236V253H232V252H230V248L231 247H233V246H231L230 247V245L232 244H230L229 245V247H228V250H229V252L231 253V254H234V255H229L230 253L228 252V254H225V253H227V248H225L226 249V251H225V249H224V251L222 250L223 248H220L221 250H219V249H217V248H214L213 247V245L212 246H210V243H214V242H211V241H209L210 243H208L207 242V240H206V238H209V237H207L206 236V238H204L205 240H202V238L204 237V235H206L205 233H204V235H203V237L201 238L200 236H199V233L197 232V230H198V227H200L199 225H198V227H197V225H196V227H197V229L195 228V226L193 225V224H196V222L194 223L193 222V220L189 217V215L191 214H188L187 212H185L186 210H184V212L185 213H187V217L188 218H190V220L189 219H187V217L185 216V214H182V216L184 217V218H182L181 216H180V218H178L177 219V217H173V215H172V217L173 218H170V219H166V217L168 216V215H166L165 213H163L164 212V210H165V204H167V203H163V202H160V203H158V204H154V200H155V198H157V196L159 195V196H162V195H164L165 196V191L166 190H168V191H166V192H169V193H171V191H173L175 188H173L174 187V184L176 183V182H178V184L179 183H181L182 184V186H184V187H186V189H187V191L188 192H191V193H193L195 196H197V197H200L199 199L201 200V202H204L205 203V206L206 205H211V202L213 201V199L211 198V196H213V195H215V194H212L214 191H216V190H218V189H220V191H221V201L222 202H224L223 204H221V212H219V213H223L224 215H225V209L226 208H228V205L229 206H231V208H233V209H236L237 210V208L239 209V207H240V201H238V198L237 199H233V194H234V186H235V184L236 185H238V183L236 182L235 184H234V186L231 184V182H230V180H231V178L233 179V177L235 176V179H236V176L240 173V171H248V172H252V174L253 173H255V172H253L254 171V169H255V167L254 166H256L257 165V163H259L258 161L259 160H257L258 159V156H256L255 154H254V152H252V151H254V150H256V142H255V140L257 139V138H255V129H256V127L257 126H259V124H261V126L262 127H264V84L261 86V87H259V88H256L255 86H253ZM0 86H2V85H0ZM6 86V85H5ZM4 86V87H5ZM19 86V85H18ZM54 86H56V85H54ZM69 86V90H71L72 91V94L75 96V93H74V91H77L78 92V90H76V89H70V86H71V84H69L68 85ZM73 86V88H76V87H74V85H72ZM77 86V85H76ZM119 86V85H118ZM127 86V85H126ZM138 86V85H137ZM183 86H184V84H183ZM218 86V85H217ZM226 86V85H225ZM260 86V85H259ZM4 87H2V91H3V89H5ZM8 87H10V86H8ZM12 87V86H11ZM17 87V86H16ZM26 87H28V85L26 86ZM38 87V86H37ZM63 87V86H62ZM88 87H89V84H88ZM88 87H86V88H88ZM117 87V86H116ZM141 87V86H140ZM143 87H145V86H143ZM148 87V86H147ZM195 87H197L196 86V84H195ZM208 87V89H206V90H204L205 91V93L206 94H209L210 95V93H211V90L212 89H214V87L212 86V83L210 84V86H207ZM228 87V86H227ZM231 87V86H230ZM237 87H239V85H237ZM244 87V88H245ZM15 88V87H14ZM13 88V89H14ZM21 88V87H20ZM29 88V87H28ZM48 88H50V87H48ZM56 88H57V86H56ZM56 88L54 89L56 92H57V90H56ZM60 88V87H59ZM72 88V87H71ZM118 88H120V86L118 87ZM136 88V87H135ZM149 88V87H148ZM179 88V87H178ZM177 88V89H178ZM190 88V87H189ZM202 88H203V86H202ZM226 88V87H225ZM241 88V87H240ZM12 89V88H11ZM34 89V88H33ZM37 89V88H36ZM52 90H53V88H51ZM51 89H49V90H51ZM81 89V88H80ZM89 89V88H88ZM90 89H91V87H90ZM89 89V90H90ZM113 89V88H112ZM124 89V88H123ZM183 89H185V88H183ZM195 89V88H194ZM198 89H199V87H198ZM216 89V88H215ZM218 89V88H217ZM220 89V88H219ZM218 89V90H219ZM227 89H229V88H227ZM246 89V88H245ZM6 90V89H5ZM17 90H19V89H17ZM28 90V89H27ZM40 90H41V88H40ZM60 90V89H59ZM68 90V89H67ZM137 90V89H136ZM140 90H141V88H140ZM144 90V89H143ZM145 90H147V89H145ZM186 90V89H185ZM217 90V91H218ZM14 91V90H13ZM16 91V90H15ZM14 91V92H15ZM31 91H32V89H31ZM31 91H30V93H31ZM35 91H37V90H35ZM86 91L87 92H89L87 89H86ZM98 91V90H97ZM176 91V90H175ZM182 91V90H181ZM198 91V90H197ZM215 91V90H214ZM217 91H215V92H217ZM227 91V90H226ZM232 91H234V90H232ZM236 91H238V90H236ZM241 91V90H240ZM4 93H6L5 91H3ZM10 92V91H9ZM13 92V93H14ZM38 92V91H37ZM45 92V91H44ZM52 92V91H51ZM56 92H54L53 91V93L55 94ZM59 92V91H58ZM70 92V91H69ZM86 92V93H87ZM137 92H138V90H137ZM151 92V91H150ZM176 92H178V91H176ZM3 93V94H4ZM11 94H12V92H10ZM20 93V92H19ZM25 93H28L27 91H25ZM33 93H34V91H33ZM38 93H42L41 91L40 92H38ZM111 93H113V92H111ZM195 93H197V92H195ZM202 93V92H201ZM200 93V94H201ZM204 93V94H205ZM218 93V92H217ZM7 94V93H6ZM32 94V93H31ZM37 94V93H36ZM43 94H45V93H43ZM42 94V95H43ZM57 94V93H56ZM99 94V93H98ZM119 94H120V91H119ZM118 94V95H119ZM125 94V93H124ZM123 94V95H124ZM181 94V93H180ZM184 94V93H183ZM186 94V93H185ZM192 94V93H191ZM203 94V93H202ZM225 94V93H224ZM227 94H229V97H231L232 96V94L233 93H226V95H224L223 96V93H222V96H217L216 95V99H215V101H220V98L222 99L221 100V103H223V104H225L226 102H227V98H229L228 96H227ZM237 94V93H236ZM16 95V94H15ZM41 95V94H40ZM51 96H54L53 94H50ZM126 95V94H125ZM175 95H176V93H175ZM174 95V96H175ZM188 95V94H187ZM193 95V94H192ZM195 95V94H194ZM231 95V96H230ZM242 95V94H241ZM5 96V95H4ZM3 96V97H4ZM26 96H29V95H26ZM32 96H33V94H32ZM34 96H36V95H34ZM63 96V95H62ZM77 96V95H76ZM92 96V95H91ZM99 96V95H98ZM102 96L104 97V99H108V93H102V94H100V96L99 97H101L102 98ZM177 96H180L179 95V93L176 95V97ZM182 96V95H181ZM211 96V95H210ZM212 96H214V95H212ZM226 96H227V98H226ZM5 97H9V95L8 96H5ZM13 97H15L14 95H13ZM18 97H20V96H18ZM24 97V96H23ZM46 97H44V98H46ZM115 97V96H114ZM148 97V98H147ZM186 97V96H185ZM197 97H201V96H199V94H198V96ZM26 98V97H25ZM43 98V97H42ZM116 98V97H115ZM119 98V97H118ZM128 98V97H127ZM207 97H205V98H203L202 99V101H203V104H204V100H206L207 101V99H206ZM13 99V98H12ZM15 99H17V98H15ZM29 99H31V98H29ZM34 99V98H33ZM35 99H38V97L36 98L35 97ZM34 99V100H35ZM86 99V100H85ZM89 101H88V100ZM94 99V98H93ZM92 99V100H93ZM103 99V98H102ZM121 99V98H120ZM123 99V98H122ZM129 99V98H128ZM171 99H173V97H171ZM178 99H180L179 97H178ZM178 99H175L176 101L178 100ZM189 99V98H188ZM188 99H186V100H188ZM214 99V98H213ZM232 99V98H231ZM237 99V100H238ZM1 100V99H0ZM20 100H22V99H20ZM91 100V101H92ZM101 100V99H100ZM116 100H118V99H116ZM174 100V99H173ZM190 100V99H189ZM208 100H209V98H208ZM3 101V100H2ZM9 101V100H8ZM13 102L14 100H11L10 99V102ZM19 101V100H18ZM38 101V100H37ZM73 101V100H72ZM98 101V100H97ZM114 101H115V99H114ZM130 101V100H129ZM169 101V100H168ZM180 101V100H179ZM179 101H177V102H179ZM211 101H212V99H211ZM211 101H209V102H211ZM214 101V102H215ZM229 101H230V99H229ZM228 101V102H229ZM4 102H6V101H4ZM3 102V103H4ZM12 102H11V104H10V107L11 106H15V105H12ZM29 102H31V101H29ZM33 102V101H32ZM77 102H78V100H77ZM79 102H81V101H79ZM119 102V101H118ZM126 102H128V101H126ZM126 102H125V104H126ZM136 102V103H135ZM167 102V101H166ZM175 102V101H174ZM185 102H188V101H185ZM240 102H238L239 104H240ZM2 103V102H1ZM20 103V102H19ZM18 103V104H19ZM90 103V102H89ZM131 103V102H130ZM181 103V102H180ZM207 103V102H206ZM212 103V102H211ZM230 103V102H229ZM6 104H8V102L6 103ZM16 104H17V102H16ZM22 104V103H21ZM20 104V105H21ZM41 104V103H40ZM39 104V105H40ZM91 104V103H90ZM102 104V103H101ZM112 104V103H111ZM121 104V103H120ZM171 104V103H170ZM179 104V103H178ZM185 104V103H184ZM227 104V103H226ZM225 104V105H226ZM242 104V105H243ZM2 105V104H1ZM9 105V104H8ZM31 105V104H30ZM85 108V110L83 109V108H80V107H82V106ZM116 105H118V104H116ZM129 105V104H128ZM179 105V106H180ZM209 105V104H208ZM207 105V106H208ZM17 106V105H16ZM32 106V105H31ZM34 106V105H33ZM32 106V107H33ZM170 106V105H169ZM222 106V105H221ZM220 106V107H221ZM230 106V105H229ZM228 106V107H229ZM19 107V106H18ZM17 107V108H18ZM26 107H28V103H27V106ZM35 107V106H34ZM95 107H96V105H95ZM130 107H131V105H130ZM134 107V106H133ZM161 107V106H160ZM159 107V108H160ZM165 107H166V105H165ZM177 107V106H176ZM186 107V106H185ZM210 107V106H209ZM219 107V109H221ZM239 107V106H238ZM1 108V107H0ZM5 108V107H4ZM3 108V109H4ZM36 108V107H35ZM92 108V107H91ZM90 108V109H91ZM116 108V107H115ZM132 108V107H131ZM192 108V107H191ZM211 109H212V107H210ZM222 108H223V106H222ZM225 108V107H224ZM233 108V107H232ZM237 108V107H236ZM2 109V108H1ZM7 109V108H6ZM10 109V108H9ZM9 109H7V110H9ZM172 109V108H171ZM208 109V108H207ZM242 109V108H241ZM5 110V109H4ZM4 110H1L2 112L4 111ZM27 110V109H26ZM30 110H32L31 108H30ZM105 110V109H104ZM131 110V109H130ZM129 110V111H130ZM160 110H163V108L162 109H160ZM225 110V109H224ZM229 110V109H228ZM227 110V111H228ZM231 110V109H230ZM234 110V109H233ZM244 110V109H243ZM10 111H11V109H10ZM13 111V110H12ZM15 111V110H14ZM29 111V110H28ZM90 111V110H89ZM93 111V110H92ZM94 111H98V110H94ZM123 111V110H122ZM133 111V110H132ZM131 111V112H132ZM187 111V110H186ZM185 111V112H186ZM204 111H206V109L204 110ZM221 111V110H220ZM222 111H223V109H222ZM226 111V112H227ZM235 111V110H234ZM17 112H19V111H17ZM196 112V111H195ZM200 112V111H199ZM198 112V113H199ZM224 112V111H223ZM240 112V111H239ZM244 112V111H243ZM93 113V112H92ZM101 113V112H100ZM133 113V112H132ZM135 113V112H134ZM133 113V114H134ZM162 113H163V111H162ZM183 113V112H182ZM236 113V112H235ZM2 114V113H1ZM19 114V113H18ZM146 114V115H147ZM178 114H181V113H179L178 112ZM195 114V113H194ZM234 114V113H233ZM241 114V113H240ZM91 115H93V114H91ZM96 115V114H95ZM100 115V114H99ZM98 115V116H99ZM155 115V114H154ZM175 115H177V113L175 114ZM184 115V114H183ZM186 115H188V114H186ZM205 115V114H204ZM238 115V117H239V114H237ZM1 116V115H0ZM133 116V115H132ZM156 116V115H155ZM191 116H193V115H191ZM198 116H199V114H198ZM201 116V115H200ZM227 116V115H226ZM235 116V115H234ZM2 117V116H1ZM150 117V116H149ZM158 117V116H157ZM177 117H179V116H177ZM189 117V116H188ZM228 117V116H227ZM231 117V116H230ZM230 117H229V119H230ZM137 118V117H136ZM181 118V117H180ZM186 118V117H185ZM192 118V117H191ZM190 118V119H191ZM201 118V117H200ZM200 118H197V120L199 119V122H200ZM210 118V117H209ZM221 118H223V117H221ZM232 118V117H231ZM106 119H104V120H106ZM168 119H167V121H168ZM202 119V121H203V118H201ZM101 120V119H100ZM159 120H161V119H159ZM177 120V119H176ZM189 120V119H188ZM192 120H194V119H191V121ZM211 120V119H210ZM224 120V119H223ZM162 121V120H161ZM161 121H160V125H161ZM178 121V120H177ZM196 121V120H195ZM202 121L200 122V123H202ZM207 121V120H206ZM236 121V120H235ZM102 122V121H101ZM165 121H163V124H165L164 123ZM182 122V121H181ZM199 122H196V123H198L199 124ZM205 122V121H204ZM228 122V121H227ZM231 122H232V120H231ZM240 122V121H239ZM238 122V123H239ZM244 122V121H243ZM242 122V123H243ZM133 123V124H132ZM155 123V122H154ZM153 123V124H154ZM175 123V122H174ZM190 123V122H189ZM193 123H194V121H193ZM238 123H237V125H238ZM137 124V123H136ZM191 124V123H190ZM189 124V125H190ZM198 124H196V125H198ZM170 125V126H169ZM192 125H195V123L194 124H192ZM202 124H200V127H202L203 128V126H201ZM204 125V127H205V125H207V127H206V129L204 130V129H202V128H200V131L201 130H204V133L205 134H203V135H206L207 134V132H209V131H211V125H209L208 123L206 124H203ZM131 126L133 127V129L131 128ZM179 126V125H178ZM199 126V125H198ZM198 126H196L197 128H198ZM235 126H236V124H235ZM155 127V126H154ZM176 127V126H175ZM192 127V126H191ZM195 127V126H194ZM233 127V126H232ZM231 127V128H232ZM238 128V127H237ZM161 129H163V128H160V130L159 131H161ZM183 128H181V130H182ZM259 129V128H258ZM132 130H134V131H132ZM186 130H189V129H186ZM186 130H184V132H183V130H182V132L183 133H185V131ZM193 129H191V131H192ZM100 131H101V133H100ZM198 131V130H197ZM102 133H107L108 134V136H111L112 138H113V141L115 142H113L114 144H116V147L115 148H117V150L114 152L115 154V156H112L111 155V157H108V160L110 159V158H115V161L113 162V160H112V162L113 163H111V162H109V163H111V165H109V168L107 169V167L105 168V167H103L102 165H101V163H100V161H99V158H100V156L104 153L103 151H104V149H103V147H101V145H99V143H100V140H98L99 138H100V134L101 135H103ZM190 133V135H191V132H189ZM198 133H200V132H198ZM213 133V132H212ZM211 133V134H212ZM258 133V132H257ZM259 133H260V131H259ZM176 135V134H175ZM175 135H173V136H175ZM180 135V134H179ZM178 135V136H179ZM195 135V134H194ZM198 135V134H197ZM196 135V136H197ZM213 136H214V134H212ZM218 135V134H217ZM207 136H210V135H208L207 134ZM264 136V135H263ZM103 137H105V136H103ZM169 137V136H168ZM172 137V136H171ZM177 137V136H176ZM184 137V138H183ZM199 137V136H198ZM202 137H205V136H202ZM261 137V136H260ZM259 137V138H260ZM0 138H1V136H0ZM3 138V137H2ZM2 138H1V140H2ZM178 138V137H177ZM177 138H175V139H177ZM172 139V138H171ZM206 139H207V137H206ZM205 139V140H206ZM209 139V138H208ZM215 139V138H214ZM264 139V138H263ZM262 139V140H263ZM204 140V141H205ZM213 140V139H212ZM220 140V139H219ZM6 141V140H5ZM99 141V143H96V142H98ZM165 141H166V139H165ZM207 141V140H206ZM211 140H209V142H210ZM258 142H259V139L257 140ZM3 142V141H2ZM1 142V143H2ZM102 142V141H101ZM106 142V141H105ZM168 142H169V140L167 141V144L166 145H168ZM212 142V141H211ZM210 142V143H211ZM262 142V141H261ZM263 142H264V140H263ZM109 143H111V141L109 142ZM108 143V144H109ZM166 143V142H165ZM200 143V142H199ZM209 143V144H210ZM213 143H214V140H213ZM99 145L98 147H96V145ZM105 144V143H104ZM112 144V143H111ZM113 144V145H114ZM202 144V143H201ZM207 144H208V142H207ZM220 144H222V145H224L225 144V146H228L227 147V151L222 155V156H220V157H218L217 156V147H218V145H220ZM258 144V143H257ZM6 145L8 146V144L6 143ZM113 145H112V147H113ZM171 145V144H170ZM260 145H264V143H262V144H260ZM0 146H4V145H0ZM110 146V145H109ZM197 146V145H196ZM206 146V145H205ZM211 146H213V144L211 145ZM259 146V145H258ZM145 147H147V148H145ZM168 147H170L169 145H168ZM168 147H166V148H168ZM206 147H208V145L206 146ZM1 148V147H0ZM3 148V147H2ZM6 148V147H5ZM12 148V149H11ZM14 148V149H13ZM95 148H97V149H95ZM143 148H145V149H147L148 151H149V157H146L145 158V160L143 159V161H140L141 159L139 158V156H138V153L139 154H141L142 152H143ZM159 148V150H160V153L159 154H157L156 152H157V149ZM210 148V147H209ZM208 148V149H209ZM220 148V147H219ZM262 148V147H261ZM260 148V149H261ZM107 149V148H106ZM144 149V150H145ZM207 149V150H208ZM223 149V148H222ZM221 149V150H222ZM260 149L258 150L259 151V153L261 154V152L262 151H260ZM13 150H14V152H13ZM18 152H17V151ZM108 150V149H107ZM106 150V151H107ZM220 150V149H219ZM5 151V150H4ZM264 151V150H263ZM6 152V151H5ZM17 152V153H16ZM147 152V151H146ZM10 153V154H11ZM145 153V152H144ZM168 153V155H166ZM264 153V152H263ZM1 154V153H0ZM11 154V155H12ZM105 154V153H104ZM110 154V153H109ZM147 154V153H146ZM172 154V155H171ZM2 155V154H1ZM0 155V156H1ZM7 155V154H6ZM9 155V154H8ZM147 155V156H148ZM107 156H108V154H107ZM165 156H166V158H168L167 160H168V162H167V160H166V163L163 161V158H165ZM168 156H170V157H168ZM261 156H263L262 154H261ZM3 157V156H2ZM10 158V157H9ZM144 158V157H143ZM148 158V159H147ZM256 158V159H255ZM2 159V158H1ZM0 159V160H1ZM11 159V158H10ZM10 159H8L10 162H11V160ZM107 159V158H106ZM260 159H261V157H260ZM131 160H134V164H135V161H136V163H140L139 164V172H138V175H137V177L133 180L132 178H131V181L130 182H123V180L120 182V184H118V180H120V179H122V178H124V177H120L119 176V178L117 177V173H119L118 171H120L121 169H124V166H126L127 165V162L128 161H131ZM2 161H3V159H2ZM5 161L6 160H4V164H8V163H5ZM111 161V160H110ZM164 162V164H162L163 162ZM132 162V161H131ZM2 163L3 162H1V165H2ZM84 163H86V165L88 164V165H90V167H94L95 169L93 170V169H91L89 166V168H87V169H83L82 167L83 166H85L84 165ZM129 163V162H128ZM198 163H200V164H198ZM131 164H133V163H131ZM133 164V165H134ZM5 165V166H6ZM104 165V164H103ZM124 165V166H123ZM129 165V164H128ZM165 165V166H164ZM198 165H200V166H203V169H204V166H205V168L207 169V172H208V178L210 177V179H209V181H207V185L205 184V186H198L197 185V182L196 181H194V180H191V172H193L192 171V169L195 167V166H198ZM135 166V165H134ZM7 167V166H6ZM6 167H4V170H5V168ZM161 168V169H157V168ZM1 168H2V166H1ZM126 168V167H125ZM133 168V167H132ZM197 168V167H196ZM258 168V169H257ZM256 169L258 170V171H260L261 173H260V175L261 176H264V163H262V164H259L258 165V167H257ZM10 168L8 167V170H9ZM11 169V170H12ZM135 169H138V168H134V170ZM198 169V168H197ZM196 169V170H197ZM255 169V170H256ZM3 170V169H2ZM4 170L3 171H1V172H4ZM125 170V169H124ZM131 170V169H130ZM200 170V169H199ZM198 170V171H199ZM250 170H252V171H250ZM256 170V171H257ZM7 171V170H6ZM17 171V170H16ZM129 171V170H128ZM204 171V170H203ZM219 171H221V174H222V177H221V175H219L220 177H221V179L222 180H216L215 178H217V177H214V180H213V175L215 174L216 176H217V174H219L218 172ZM8 172V174H9V171H7ZM7 172H5V174L7 173ZM124 172V171H123ZM127 172V171H126ZM10 173H12V172H10ZM131 173H133V172H131ZM136 173V172H135ZM159 173V174H158ZM203 173V172H202ZM201 173V174H202ZM16 174V175H17ZM52 174H53V178L51 177L52 176ZM127 174V173H126ZM129 174V173H128ZM134 174V173H133ZM201 174H200V176H201ZM242 174V173H241ZM256 174H258V173H256ZM11 175V174H10ZM10 175H7V177L6 176H4V178L6 177L7 178V180L9 179V178H11V180H12V178L14 177H9ZM196 175V174H195ZM234 175V176H233ZM255 175V174H254ZM253 175V176H254ZM130 176V175H129ZM193 176H194V174H193ZM251 176V175H250ZM9 177V178H8ZM20 177V176H19ZM19 177H17V178H19ZM128 177V176H127ZM134 177V176H133ZM204 177V176H203ZM207 177V176H206ZM224 177H225V179H224ZM252 177V176H251ZM255 177V176H254ZM257 177V176H256ZM3 178V179H4ZM5 178V179H6ZM15 178V177H14ZM20 178V179H21ZM158 178V179H157ZM195 178H197V177H195ZM253 178V177H252ZM101 179H103V180H106V181H109L108 183L106 182V181H104V182H106L107 184H105L106 186H108V184H109V188L111 189H109L110 191L108 192L109 193V196H108V199H105L106 201L105 202H103V201H101V202H99V205H97V206H94L91 202H89L88 204H89V211H91V212H93L94 210L96 211L97 209H98V211H96L97 212V214H98V216H97V218L95 217V219H97L98 220V224H97V226L95 227V226H93V221H91V220H89L90 218H88L87 219V221L85 222V219L86 218H84V217H86L88 214L87 213H89L88 211H87V213L86 214H84V213H82V212H80V207H81V205L82 204H80L81 203V196L85 193H89V191L90 192H93L92 194L94 195L95 193H98V191L100 190V191H104L105 190V188H104V190H102V188H103V186H102V183L100 182V181H102ZM125 179V178H124ZM128 179V178H127ZM199 179V178H198ZM205 179V178H204ZM254 179V178H253ZM11 180H10V182H11ZM14 180V179H13ZM12 180V181H13ZM196 180V179H195ZM243 180V179H242ZM9 181V180H8ZM8 181H4L3 183H4V185L3 186H0V190H1V188H5V186H6V184L8 185ZM16 182H19L18 183V189H20L19 188V184H20V182L22 181H17V180H15ZM200 181V180H199ZM202 181V180H201ZM205 181V180H204ZM214 181V182H213ZM14 182V181H13ZM99 182V183H98ZM206 182V181H205ZM239 182V181H238ZM250 182V181H249ZM252 182H253V180H252ZM259 182V181H258ZM55 183H57V185L56 186H54V184ZM233 183V182H232ZM12 184V183H11ZM23 185H25L24 183H22ZM22 184H21V186H22ZM254 184H256V183H254ZM13 185H16V183H14ZM180 185V184H179ZM251 185V184H250ZM257 185V184H256ZM17 186H12L13 188H14V190H15V187H17ZM130 186V187H129ZM181 186V185H180ZM233 186V187H232ZM105 187V186H104ZM141 187V190H143L142 188L144 187L145 189H146V191H144V192H146V198H145V200H147L148 202H150V205H151V208L148 210V211H145L144 212V215H142V213H143V211H141L140 209H136L137 211H134V209H133V204L132 203H130V201L132 200H129L128 199V197H127V193L130 195V191H132L133 190V192L136 190V188H140ZM147 187V188H146ZM178 187V186H177ZM236 187V186H235ZM8 188V187H7ZM21 188V189H22ZM172 188H173V190H172ZM181 188L182 187H180L179 189L181 190ZM204 188H207V189H211L210 190V192H209V194H207V192L204 190ZM239 188V187H238ZM17 189V188H16ZM107 189V190H108ZM135 189V190H134ZM185 189V190H186ZM235 189H237V188H235ZM241 189V188H240ZM239 189V190H240ZM249 189V188H248ZM5 190V189H4ZM47 191L46 193H45V191ZM178 190V189H177ZM243 190V189H242ZM241 190V191H242ZM3 191V190H2ZM11 191V190H10ZM21 191V192H22ZM50 191V192H49ZM99 191V192H100ZM137 191V190H136ZM179 191V190H178ZM232 191H234V192H232ZM5 192V191H4ZM12 192H14V191H12ZM16 192V191H15ZM19 192V191H18ZM49 192V193H48ZM184 192V191H183ZM252 192V191H251ZM17 193V192H16ZM107 193V192H106ZM137 193H139V192H137ZM165 193V194H164ZM168 193V196L170 195ZM181 193V192H180ZM231 193H233V194H231ZM1 194H3V193H1ZM19 194V193H18ZM99 194V193H98ZM132 194H135V193H131V195ZM140 194H143V193H139V195ZM158 194V195H157ZM173 194H174V191H173ZM184 195H185V193H183ZM183 194H181V195H183ZM189 193H187V195H188ZM212 194V195H211ZM217 194V193H216ZM220 194V193H219ZM237 194V193H236ZM235 194V195H236ZM4 195H6L5 196V198L7 199V198H9L8 197V193L7 194H4ZM3 195V196H4ZM10 195V194H9ZM15 195H17V194H14V196ZM21 195H20V197H21ZM35 195V196H36ZM88 195V194H87ZM89 195H90V193H89ZM103 195V192H102V194L100 195L99 194V196L101 197ZM137 194H135L134 195V197L136 196ZM145 195L143 194V196L145 197ZM190 195V194H189ZM238 195V194H237ZM244 195H246V194H244ZM34 196V197H35ZM86 196V195H85ZM107 196V195H106ZM138 196V195H137ZM136 196V197H137ZM158 196V197H159ZM173 196V195H172ZM177 196H178V193H177ZM193 196V195H192ZM1 197V196H0ZM11 197V196H10ZM22 197V198H23ZM89 197V196H88ZM95 197V196H94ZM94 197H92V198H94ZM105 197V196H104ZM133 197V196H132ZM139 197V199H140V196H138ZM180 196H178V198H179ZM191 197V196H190ZM196 197V198H197ZM246 197V196H245ZM245 197H244V199H245ZM12 198V197H11ZM21 198V199H22ZM25 198V197H24ZM37 198V197H36ZM131 198V197H130ZM164 198H167V196L166 197H164ZM169 198V197H168ZM174 198V197H173ZM183 198V197H182ZM187 198V197H186ZM194 198V197H193ZM219 198V199H220ZM247 198V197H246ZM3 199V198H2ZM5 199V200H6ZM136 199V198H135ZM135 199H133V200H135ZM160 199V198H159ZM161 199H163V198H161ZM177 199V198H176ZM218 199V200H219ZM233 199V200H232ZM248 199V198H247ZM1 200V199H0ZM7 200H9V201H11L12 199H7ZM6 200V201H7ZM32 200H36L35 198L34 199H32ZM31 200V201H32ZM138 200V199H137ZM163 200H165V199H163ZM169 200H172V199H169ZM174 200H175V198H174ZM179 200V199H178ZM177 200V201H178ZM184 200V199H183ZM190 200V199H189ZM188 200V201H189ZM198 200V199H197ZM255 200V199H254ZM14 201V200H13ZM18 201H19V199H18ZM29 202H31L30 200H28ZM83 201V200H82ZM143 201V200H142ZM142 201H140V202H142ZM160 201V200H159ZM166 201V200H165ZM180 201H181V198H180ZM215 201V200H214ZM220 201V200H219ZM253 201V200H252ZM8 202V201H7ZM6 202V203H7ZM14 202H16V201H14ZM20 203H22L21 201H19ZM33 202V201H32ZM31 202V203H32ZM36 202V201H35ZM85 202H87V201H85ZM139 202V201H138ZM144 202V201H143ZM146 202V201H145ZM153 202V203H152ZM155 202H157V201H155ZM190 203H191V201H189ZM193 202V201H192ZM197 202V201H196ZM248 202V201H247ZM259 202V201H258ZM11 202H9L8 204H10ZM30 203V204H31ZM34 203V202H33ZM37 203V202H36ZM35 203V204H36ZM40 203V202H39ZM38 203V204H39ZM134 203V202H133ZM179 203V202H178ZM186 203H187V201H186ZM249 203V202H248ZM247 203V205H250V204H248ZM2 204H4L3 202H2ZM2 204H0V205H2ZM13 205H14V203H12ZM85 204V203H84ZM137 204V203H136ZM143 204V203H142ZM145 204V203H144ZM170 204H172V203H170ZM180 204H181V202H180ZM215 204H217V203H215ZM23 205V204H22ZM34 205V204H33ZM42 205H44V204H42ZM79 205H80V207H79ZM141 205V204H140ZM146 205V204H145ZM149 205V206H150ZM174 205H177V203L176 204H174ZM174 205H173V207H174ZM179 205V204H178ZM185 205V204H184ZM192 205V204H191ZM195 205V204H194ZM199 205V204H198ZM204 205V204H203ZM203 205H202V207H203ZM253 205V204H252ZM5 206V205H4ZM10 206V205H9ZM15 206V205H14ZM72 206H76V207H78L76 210H73L74 209V207L72 208ZM94 206V207H93ZM142 206V205H141ZM146 206H148V205H146ZM169 206V205H168ZM187 206H189V204L187 205ZM246 206V205H245ZM31 207H33V206H31ZM30 207V208H31ZM36 207H41V205L39 206V205H37L36 204ZM48 207V206H47ZM172 207V206H171ZM172 207V208H173ZM180 207V206H179ZM182 207H183V201H182ZM194 207V206H193ZM198 207V206H197ZM213 207V206H212ZM248 208H250V206H247ZM0 208H2L1 206H0ZM4 208V207H3ZM29 207H23V208H18V210L20 209L21 211L20 212H18L19 214L21 213V216H19V217H17L16 218V224H17V227L16 228H14V226L15 225H13V228H14V230H13V234L10 236V238L8 239V238H3V236H0V264H4L5 262V264H8L9 263V257H11L12 256V254H14V257H15V259H18L20 262H21V264H59L58 262H56V259L55 258H53V256L55 255V252H54V250H52V249H48V244L45 246V237H46V235L47 234H45V233H43L42 234V228H44V227H42L41 228V226H42V222L39 220V218L37 217V215H34L33 213V211L31 210V209H33V208H31L30 209ZM178 208V207H177ZM181 208V207H180ZM190 208H192V207H190ZM198 208H200V207H198ZM208 208V207H207ZM231 208H229V209H231ZM241 208V207H240ZM9 209V208H8ZM36 209H38V208H36ZM36 209H33V210H36ZM42 209V211H43V208H41ZM47 209V208H46ZM133 209V210H132ZM174 209V208H173ZM210 209H213V208H210ZM219 209V208H218ZM252 209H253V207H252ZM1 210V209H0ZM18 210H16V212L18 211ZM79 210V211H78ZM81 210H84V209H81ZM155 210H157V211H159L160 213H162L161 214V217L162 218H164L163 217V215H166V217H165V219L164 220H161V221H159L161 218L160 217H157V218H160L159 220H157V219H155V217H156V214H155ZM166 210H168L167 209V207H166ZM178 211H179V209H177ZM197 210V209H196ZM203 210V209H202ZM202 210H201V212H202ZM204 210H205V208H204ZM215 209H213V211H214ZM236 210L234 211V213L236 212ZM240 210H242V209H239V212H242V211H240ZM248 210V209H247ZM255 210V209H254ZM253 210V211H254ZM37 211V210H36ZM41 211V210H40ZM39 211V212H40ZM169 211H170V207H169ZM181 211H183V210H181ZM200 211V210H199ZM212 211V212H213ZM233 211V210H232ZM249 211V210H248ZM0 212H2V211H0ZM6 212V211H5ZM4 212V213H5ZM14 212V211H13ZM39 212H37V213H39ZM44 212V211H43ZM230 211H228V213H229ZM238 212V210H237V213H239ZM245 212V211H244ZM247 212V211H246ZM95 213V212H94ZM94 213H92V214H94ZM158 213V212H157ZM175 213H176V210H175ZM174 212H173V214H175ZM179 213V212H178ZM178 213H176V215L178 214ZM183 213V212H182ZM199 213V212H198ZM211 213V212H210ZM218 213V214H219ZM236 213V216L237 215H239V214H237ZM255 213V212H254ZM36 214V213H35ZM89 214H91V213H89ZM195 214H197L196 212H195ZM200 214H202V213H199V217H200ZM209 214V213H208ZM243 214V213H242ZM180 215H181V213H180ZM192 215V214H191ZM207 215V214H206ZM228 214H226V216H227ZM245 215V214H244ZM244 215H242L243 217H244ZM16 216V213H14V216L13 217H15ZM40 216V215H39ZM43 216V215H42ZM52 216V217H51ZM65 216H66V218H65ZM92 216V215H91ZM90 216V217H91ZM94 216H96V215H94ZM158 216H159V213H158ZM192 216H195V215H192ZM198 215H196V217H197ZM216 216V215H215ZM225 216V217H226ZM234 216V215H233ZM248 216V215H247ZM247 216H246V218H247ZM41 217V216H40ZM83 217V218H82ZM87 217H89V216H87ZM169 217H171V215L169 216ZM202 217V216H201ZM207 217H209V216H207ZM231 217V216H230ZM241 217V213H240V216H237V220L236 221H239V219L238 218H240ZM250 217V216H249ZM92 218H94V217H92ZM91 218V219H92ZM193 218V217H192ZM227 218V217H226ZM242 218V217H241ZM256 218H258V217H256ZM4 219V218H3ZM10 219V218H9ZM41 219H44V218H42L41 217ZM207 219V218H206ZM228 220H229V218H227ZM234 219V218H233ZM253 219V218H252ZM254 219H255V217H254ZM10 220H12V219H10ZM14 221H15V219H13ZM93 220V219H92ZM192 220V221H191ZM194 220L195 221H197L196 219H195V217H194ZM202 220H203V218H202ZM212 220V219H211ZM232 219H230V221H231ZM242 220V219H241ZM248 220V219H247ZM207 221V220H206ZM217 221V220H216ZM227 220H225V225L224 224H222L224 221H222L221 223H219V224H221V232H220V229H218V231L220 232V233H223V231H226V229H227V231H228V229H229V231H228V234L231 232L232 234L231 235H233L234 233H240V232H242V231H239V228H242V227H238V225L237 226H235L236 224H234V226H233V223H235L234 221L233 222H231V224H232V226H230L229 225V222L230 221H227ZM244 220H242V222H243ZM11 222V221H10ZM44 222V221H43ZM83 222V223H82ZM201 222V221H200ZM208 222V221H207ZM206 222V223H207ZM218 222V221H217ZM239 222H241V221H239ZM40 223H42L41 225H40ZM96 223V222H95ZM198 223H199V221H198ZM203 223V222H202ZM205 223V224H206ZM46 224H48V223H46ZM46 224H44V225H46ZM52 224V223H51ZM106 224H108V226H110L109 228H111V230L110 231H113L112 233H109L108 234V232L107 231H105L103 228H104V225H106ZM212 223H210V225H211ZM214 224H216V222H214ZM249 224H251V223H249ZM12 225V224H11ZM49 225H50V223H49ZM96 225V224H95ZM239 225H240V223H239ZM255 225V224H254ZM3 226V225H2ZM79 226H83L82 228H84V230H85V232L84 231H82L80 228L81 227H79ZM219 226L220 225H218V228H219ZM4 227V226H3ZM151 227H153L152 229H153V232H152V234L150 235L149 234V236H151L150 237V241H149V244H147V243H145V244H147V246L146 247H149V251H145V249H147L146 247L145 248H142L141 247V245H139L138 243L139 242H141V240L139 241V242H137V241H135L136 239H137V237H138V240H139V237H141V236H137L136 238H134L135 236V233H136V231L138 230V229H143V233H144V235H146V232H144V231H148V230H150L151 229ZM209 227H211V226H209ZM208 227V228H209ZM212 227H214V226H212ZM215 227H216V225H215ZM214 227V228H215ZM6 228V227H5ZM5 228H3V230L5 229ZM8 228V227H7ZM18 228H19V230H18ZM21 228V229H20ZM46 228V227H45ZM58 228V227H57ZM108 228V229H109ZM214 228H212V229H214ZM243 228H244V226H243ZM0 229H1V231H2V227H0ZM10 229V228H9ZM8 229V230H9ZM48 229H49V231H50V228H49V226H48ZM105 229H107V228H105ZM107 229V230H108ZM152 229L150 230V233H151V231H152ZM206 229V228H205ZM211 229V230H212ZM7 230V231H8ZM21 230H22V232H23V230L25 231V233H27L28 232V234H30V236L32 235V234H34L36 237H34V239H35V243H36V245H37V249H39V250H43L42 251V253L41 252H39V253H41V254H37L33 249H31V248H29V245H27L28 246V248H23V243H25L23 240H24V237H23V235H21ZM44 230V229H43ZM46 230V229H45ZM52 230V229H51ZM140 230V231H141ZM201 230H202V228H201ZM200 230V231H201ZM215 230V229H214ZM213 230V232L215 233V231ZM244 230V229H243ZM249 230V229H248ZM251 230V229H250ZM249 230V231H250ZM47 231V230H46ZM55 231V230H54ZM60 231V230H59ZM199 231V232H200ZM227 231L225 232V237L227 236V238H226V240L229 238V236L230 235H227ZM3 232V231H2ZM149 232V231H148ZM203 232V231H202ZM205 232H206V230H205ZM211 232V231H210ZM218 232V233H219ZM247 232V231H246ZM61 233H62V236H63V232L61 231ZM139 233V232H138ZM141 233V232H140ZM142 233V234H143ZM250 233V232H249ZM8 234V233H7ZM11 234V233H10ZM23 234V233H22ZM58 234H59V232H58ZM141 234V235H142ZM201 234V233H200ZM207 234H209L208 233V231H207ZM217 234V233H216ZM216 234H214L215 236H216ZM6 235V234H5ZM55 235V234H54ZM136 235H138V234H136ZM213 235V234H212ZM219 235V234H218ZM217 235V238L218 239H225V238H223V237H219L220 235L221 236H223V234H220L219 236ZM249 235V234H248ZM59 236V235H58ZM201 236H202V234H201ZM209 236V235H208ZM7 237V236H6ZM26 237V236H25ZM145 237H148V236H145ZM144 237V240L146 241V238ZM214 237V236H213ZM235 237H236V235H235ZM31 238V237H30ZM49 239H50V237H48ZM47 238V239H48ZM52 238V237H51ZM57 238H59V237H57ZM56 238V239H57ZM216 238V239H217ZM28 239H29V237H28ZM32 239V238H31ZM54 239H55V237H54ZM132 239H134V241L133 242H137L136 243V249H135V255H133V257H132V255L131 254H133V253H131V252H133L134 251V249H133V251H131V245H133L132 244ZM147 239H149V238H147ZM210 239V238H209ZM243 239V238H242ZM245 239V238H244ZM249 239V238H248ZM51 240V239H50ZM53 240V239H52ZM59 240H61V238L59 239ZM211 240V239H210ZM213 240V239H212ZM229 240H231V237L229 238ZM251 240V239H250ZM26 241V240H25ZM29 241V240H28ZM31 241V240H30ZM34 241V240H33ZM48 241V240H47ZM57 241V240H56ZM67 241H70L69 243L67 242ZM249 241V240H248ZM247 241V242H248ZM53 242V241H52ZM59 242V241H58ZM148 242V241H147ZM217 242H219L220 243V245H221V240L220 241H217ZM225 242H228V241H225ZM235 242V241H234ZM238 242V241H237ZM242 242V241H241ZM30 244H31V242H29ZM34 243V244H35ZM49 243V242H48ZM54 243V242H53ZM60 244H61V242H59ZM68 243V244H67ZM26 244V243H25ZM24 244V245H25ZM34 244L32 245V246H34ZM57 244V242H55V245ZM143 244V243H142ZM227 244H229V243H227ZM241 244V243H240ZM73 245H74V247H73ZM81 245V246H80ZM144 245V244H143ZM149 245V246H148ZM233 245V244H232ZM51 246H52V244H51ZM54 246V245H53ZM57 246H59V245H57ZM57 246H56V248H57ZM66 246V247H65ZM114 246H115V249H114ZM131 246V247H130ZM223 246H225V245H223ZM25 247V246H24ZM30 247H31V245H30ZM50 247V246H49ZM55 247V246H54ZM61 247V246H60ZM67 247L69 248V249H67ZM227 247V246H226ZM237 247V246H236ZM244 247V246H243ZM133 248V247H132ZM34 249H35V247H34ZM82 249H84V253H81L82 252ZM235 249V248H234ZM239 249V248H238ZM244 249V248H243ZM45 250H47V251H45ZM49 250V251H48ZM241 250V249H240ZM13 251V252H12ZM58 251V254H59V250H57ZM221 251H223V252H221ZM50 253L51 254V257L52 258H48V256L47 255H45L46 253ZM237 253H239V250L237 251ZM239 253V254H240ZM62 254H60V255H62ZM57 255V254H56ZM59 256V255H58ZM96 256V257H97ZM132 257V259L130 258V260H128V258H127V260H126V263L125 262H123L122 263V259H124L125 257ZM4 257V258H3ZM65 257V256H64ZM63 257V258H64ZM7 258V259H6ZM62 257H60V259H61ZM5 259V260H4ZM58 259V258H57ZM95 259H92L93 261L95 260ZM3 260L5 261V262H3ZM6 260H8V262L6 261ZM12 260H14V258L12 259ZM101 261V262H102ZM3 262V263H2ZM13 262V261H12ZM87 262V261H86ZM99 262V261H98ZM15 263V262H14ZM93 263V262H92ZM91 263V264H92ZM96 262H94V264H95ZM11 264H13V263H11ZM17 264H19V262L17 263ZM87 264V263H86Z\"/></svg>", "mask_w": 264, "mask_h": 264}]
</instances>
